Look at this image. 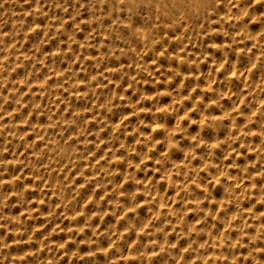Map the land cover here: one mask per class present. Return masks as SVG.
I'll list each match as a JSON object with an SVG mask.
<instances>
[{
  "label": "rangeland",
  "instance_id": "obj_1",
  "mask_svg": "<svg viewBox=\"0 0 264 264\" xmlns=\"http://www.w3.org/2000/svg\"><path fill=\"white\" fill-rule=\"evenodd\" d=\"M119 1L120 0H100V2H97V0H56V1L55 0H15V2H13V3L4 4L2 7L4 9L0 8V13L3 14L2 20L0 19V29H1L0 30V40L3 39L2 43H0V53L1 52L3 53V54L1 53L2 55L0 54L1 55L0 56V69H1L0 70V83L2 82L0 84V104L3 105V110L0 111V117H2V119H0V126H3L2 131H0V149H4V151H5V152L3 151L2 154H0V160L7 162L6 164L0 165V173H3V175H0V180L5 181V183L3 185H0V203H3V207H2V209H0V211L2 212L3 216L5 217V219L0 221V223L11 225L12 227H10V228H12V229H14V227L16 228L17 226L27 228L29 233H31L34 228L38 229L37 231L34 232L35 234H33L31 236L32 237L31 239L29 238V235H27V234L24 235L23 237H16L17 239L22 238L26 241H28V240L30 241L28 243L21 245V247L18 246V248L21 251H29L30 250V251L37 253L38 258L37 257L34 258L31 256L28 257L29 260L33 261V264H43V261H44V264H47V263L49 264V262H50V264H73V263L76 264V262H77V264H81L83 261L85 263L83 262L82 264H86V263H88V264H113V261H115L116 264H120V263L122 264L123 261H124L123 264H129V263L138 264V262H139V264H140V262H141V264H143V263L144 264H152V262H153V264H159L161 262V260H162L161 264H163V263L164 264H179L180 262H181L180 264H184L185 262H186L185 264H200V262L203 260H205V261L201 262V264H203L205 262H206L205 264H211V263L212 264H221V263L222 264H254L255 263L254 258L259 259L260 261L264 262V251H261L263 253L252 251V249H254V248L264 249V243H263L264 242V211H263L264 207L262 206V204L264 205V203H263L264 200H262L264 198H261L262 196H264V193H261L262 189H264V176L258 177L256 175L257 171H263L264 170V167H263V165H264L263 164L264 163V152L261 151V145H262V149H264V144L261 143L262 140H264V139H262L263 137L261 135L259 136V134L251 136L248 139V137H244L241 133H240L241 135L239 133H235L236 135H238V134L240 135V136L239 135L238 136L240 137V140H244V144L242 145L237 140L234 143V147L239 149L240 155H237L236 153H232L230 156H228L229 158H227V156H226V157H224L225 160L222 159L220 161L221 163L223 162V164L225 163V165L229 166L228 167L229 172L227 171V173H222L221 174L222 178L218 182L208 183L209 179L214 180L217 169L216 168L209 169L206 166H204V167L202 166L203 161L199 157L204 151L207 150L204 147L201 146V147H199L200 149L196 148V150H194L193 153L191 151H186V152L184 151L183 152L184 159L181 158L177 161L175 166H179V168L182 167L180 169L181 172H184V170L187 171L188 169L185 168V164L181 165L180 163H182V162L186 163V161L189 159H190L191 167L193 166L192 169H194V170L199 169V172H201V173L198 174V180H199V182H201L202 187L204 184H207V187L211 192V200L213 201L215 199L214 200L215 205H213V202H209L208 199H205L206 202L204 200V203H201L199 205H197L195 203H193V204L189 203L188 205L185 206L183 199H191V196L188 195V192L199 193V195L201 197H203L205 195V193L202 191V187L197 188L196 182H191L192 184L190 183V188L186 192L185 191L182 192L179 189L180 188L179 184H182L181 182H183L182 176L172 175L169 177H164L161 175V173L159 171H158L159 174L157 173V171H153V169H155L157 167L159 168V165L156 167L158 162L156 164V163H152V160H148L145 164V166H146L145 168L147 170L149 168L151 169V171H150V169L148 170L149 173L147 171L148 174L145 173L143 170H136V169L132 170L136 173V177H138V179H140V180L145 179L143 176L147 175V178H149L148 185H134L129 180L128 182L123 183V186L119 189V191L120 192L130 191L135 186L136 187L139 186L140 188H145V187L151 188L153 185H155L157 187L155 190L156 191L159 190V192H161L159 194V196L155 197L156 192L154 189H153V191L155 193L153 195H155V196L145 195V193L142 191H141L142 193L139 192L136 196V200L141 206L136 212L132 213V211H130L129 213H127V216L124 214H121V212L124 213L123 212L124 209L116 208L114 206V202L117 201L118 199H119L118 201L121 204H126L127 198L125 196L118 197L116 190H114L113 184L108 183L107 180L105 179V177L103 175V170L107 167H111L112 169L119 168L121 170V172H123L125 169V165L122 163H116V162H113L111 164V166L108 164V160H109V158L112 157L113 153L110 150L112 145H110L107 141L111 139L112 135L114 134V131H116V130H114L111 127H108L107 130H104L103 124L101 122H99L98 119L95 118L96 116L97 117H100V116L109 117L111 115L110 113H107L103 107H100V105L103 104L104 99L107 96L118 95L120 97H127L128 99L114 100L115 104L121 105L120 108L114 109V111H122V112L130 113L133 111V109H131L132 107H127L126 105H128L129 100H137V101L139 100V97L141 95L140 90H144V91H148V92H155L157 90L163 91L167 87H168L167 89H174V90L178 89L182 92V94L184 96H186V97L191 96L192 97V99L185 100L183 106L177 105V108L179 109V114L182 115L186 109H190V108L195 106L193 104L194 99H198L201 95H203L205 98V101H207L209 99V97H211L213 95L211 91H202L201 89H197L195 91V93L190 91V89L195 84H197V83L200 84L201 88H203V89L216 88V87H217V89H219V88L225 89V83L230 80V83H232L231 84L232 90H233V92L236 93V95L233 96L232 101L225 99L223 101V103L225 104V103L229 102L227 104H228V106H231V104L233 102L238 101L239 106H240L239 112H242V113L245 112V113L243 116H239L236 113H234V115L238 116V118L236 120V124L240 128H242V130H243L242 132H244V131L247 132L249 130L253 131L255 128V130L256 129L257 130L256 131L254 130L253 132L258 133V131L259 132L261 131L260 127H258V126H261V123H264V104L260 103L261 101H264V87L261 86V84H260L261 79L264 78V61L261 62V64L258 66L257 69H254L249 73L248 68L251 66L252 58H254V56H246L242 52L239 53L240 51H236L232 48H227V49L221 50L218 48L209 47V45H211L213 43H217V44L226 43V42L230 43V40H226V38L224 36L220 35L218 32L209 34L208 30L210 28L211 29H219L221 27L220 24H212V25L205 24L204 28L201 29V31L199 32L198 35L194 34V33L190 34L189 30L183 31V29L178 25L175 26V28L169 27V24L171 22L167 16H164V17L160 16V17L156 18V16L151 13V9L148 8L149 6H147L146 0H136V1L135 0H125L126 2L124 0H121L122 2L121 1L119 2ZM242 1H243L242 2L243 6L249 2V0H246V1L242 0ZM100 3L102 5H99ZM117 3H120V5ZM97 5H99V6H97ZM139 5H142V6H139ZM146 6H147V8H146ZM68 7H69V9H67ZM119 9H121V10H119ZM143 9H145V10H143ZM147 9L148 10L150 9V10L148 11ZM110 12H111V16H108ZM106 13H107V15H106ZM81 14H82V16H81ZM24 17H26V18H24ZM144 17H147V18H144ZM7 19H8V21H6ZM156 19H157V21H156ZM212 19L215 20V19H217V17L213 16ZM46 20H48V21L50 20V21L48 22ZM123 20H125V21H123ZM153 20H154V22H153ZM10 21H11V23H10ZM69 21H71V22H69ZM94 21H95V24H94ZM80 22H82V23H80ZM89 22H90V24H89ZM129 23L133 24V25H129ZM120 24H122V25H120ZM155 25H158V26H155ZM159 25H160V27H159ZM135 27L137 30H135ZM224 27L227 28L228 25L225 24ZM114 28H116V29H114ZM101 29H102V31H100ZM149 29H151L153 36L156 38V42L149 44L148 50L149 49L150 50L149 51L147 50V52H146L147 54H145L142 57V59L139 61V63H137L136 58H137L138 53H140L141 51L142 52L145 51L146 40L143 39L142 37H144V33L146 31H148ZM104 30H105V32H103ZM134 30L137 31V34H138L137 36H136ZM55 31H57V32L55 33ZM67 31H68V33H67ZM104 33H105V38H103ZM118 33H119V35H118ZM8 36H10V37L8 38ZM178 36H180V37H178ZM137 37H138V39H137ZM161 37H163V38L161 39ZM4 38H7V39H4ZM214 38H215V40H214ZM68 39H69V41H67ZM106 39H107V41H106ZM130 39H132V40L130 41ZM134 39H137V42L139 45L136 44L137 42H136V40L134 41ZM141 39L143 42L141 41V43H140ZM166 39H168V40L166 41ZM223 39H225V40H223ZM261 39L264 40L263 37ZM4 40H6V41H4ZM91 40H92V42H91ZM170 40L172 41L171 43H170ZM51 41H53V42H51ZM77 43H79V44H77ZM171 44H172V46H171ZM80 46H81V48H80ZM86 47L88 50L86 49ZM139 47H140V49H139ZM236 47H238L240 49H243L245 47L250 48L251 43L248 42V45L247 44H240ZM18 49H20V50H18ZM32 49H34V50H32ZM120 49H123L124 51H120ZM107 50L109 52H107ZM71 51L74 52V54ZM221 51H223V52H221ZM29 52H31V53H29ZM54 53H57V54H54ZM66 53H67V55H66ZM253 53H255V50H253ZM47 54H49V57L43 58V56H46ZM50 54H52V55H50ZM80 54H81V56H80ZM148 54H149V56H148ZM233 54L234 55L236 54L235 56L238 58H236ZM54 55L56 57H54ZM76 56H77V58H76ZM36 57H38V59ZM177 57H179L180 59L178 60ZM232 57H233V59H232ZM234 57H235V62H233ZM248 57H249V59H248ZM29 58H31L32 60ZM45 58H47V59H45ZM6 59H8V60H6ZM26 59H28V60H26ZM41 59H42V61H41ZM63 59H65V60H63ZM148 59H149V61H148ZM185 59H187L186 61H197V63L191 64V66H190L187 62H185ZM217 59H218V61H217ZM225 59H227L228 62L220 67L221 62L224 61ZM204 60H205V62H204ZM249 60H250V62H249ZM53 62L55 63L54 66L52 65ZM152 62H153V64H152ZM30 63H31V65H30ZM141 63L147 65L146 71L142 70L139 67V64H141ZM234 63L236 65H234ZM49 65H50V67H49ZM55 65H56V68H55ZM73 65H75V66H73ZM198 65H199V68H198ZM233 65L235 66V72H234V70L231 69V68L234 69ZM27 66H28V71H27ZM43 66L46 68H43ZM238 66H240V67L238 68ZM30 67L32 69H30ZM217 67H218V69H217ZM67 68H69V70ZM73 68H74V70H73ZM109 68H122L123 74L121 72H108ZM170 68L171 69L172 68L173 69H179V71L185 75H189V74L197 75L199 73H203V75H204L206 73L205 74L206 76H204L205 78L208 77L209 72H211L213 74V77L211 76L208 78L214 79L216 81V83L209 86L208 78L205 79L202 75L199 81L194 80V79H188L187 81H185V83L181 89L182 77L176 76L175 79L169 80V82L166 85L164 83L165 79H167V77L174 75V73L169 70ZM2 70H4V72H2ZM17 70L19 71V73ZM50 70L51 71L53 70V72L52 73L49 72ZM71 70H72L73 75L70 74ZM229 70H231V71H229ZM22 71L24 74L26 72L27 73L25 75H23ZM243 71H244V73H243ZM246 71H248V72H246ZM207 72H208V74H207ZM231 72H233V76L231 75L232 77L230 76ZM237 72H239V73H237ZM66 73H68V75ZM100 73H103V75H99ZM240 73H243L244 75H240ZM245 73L248 74L247 77L245 76L246 75ZM254 73H257V74L259 73V74L257 75ZM250 74H252V75H250ZM54 75H55V78H53ZM57 75H58V77H57ZM7 76H9L10 78ZM237 76H239V79H237ZM243 76L246 77L245 78L246 80H244ZM258 76L260 78H257ZM101 77H102V79H101ZM133 77H136V79L134 80ZM38 78H40V79L42 78L41 81H39L40 79H38ZM96 78H98V80H96ZM248 78L250 79V81ZM18 80H19V82H18ZM89 80L92 81V88H89L87 85V82ZM255 80H256V82H255ZM7 81H8V83H7ZM77 81H80V83H77ZM112 81L115 82L116 84L113 83ZM137 81H142V82L137 83ZM24 82H27V83H24ZM242 82H243V84H242ZM244 82H245V85H244ZM17 83H18V85H17ZM81 83H83V84H81ZM237 83L238 84L240 83L239 84L240 87L238 86ZM15 84L17 85V87ZM22 84H24L25 86ZM38 84H40L41 86H39ZM54 84H55V86H54ZM257 84H259V85H257ZM77 85L79 88L77 87ZM100 85H103V86L101 87ZM249 85H251V86H249ZM19 86H20V88H19ZM30 86H32V88ZM254 86H255V88L252 89V87H254ZM44 87H46V88H44ZM28 88L31 90V92H32L31 94L29 93L30 90ZM40 88L41 89L44 88V89L41 90ZM103 88H105V89H103ZM19 89H20V91H19ZM76 89H77V91H76ZM93 89H94V92H93ZM12 91H15L14 95H13ZM39 91H41V92H39ZM77 92H79V93H86L87 92V93H89V95L86 97H82V96L76 95ZM245 92H246V94H243ZM53 93H55V94L53 95ZM237 93H239V94L237 95ZM49 94H51V96ZM32 95H33V97H32ZM70 95H72V96H70ZM241 96H243L244 98H241ZM53 97L55 99H53ZM253 97H254V99H253ZM174 98L175 97L159 96L157 99L162 104H167V103H171V101ZM240 98L242 101L240 100ZM235 99H236V101H235ZM238 99L240 100V102ZM256 99L259 102V104H257L258 102L256 101ZM6 100H7V102H6ZM191 100H192V102H191ZM54 101H55V103H54ZM17 102H19V103H17ZM46 102H48V104ZM255 102H257V103H255ZM20 103H21V105H20ZM30 103H32V105ZM186 103H188V104H186ZM245 103L247 105H245ZM9 104H11V105H9ZM28 104H30V105H28ZM55 104H57V105H55ZM227 104H225V105H227ZM22 105H23V107H22ZM85 105L90 107L92 109V111L83 112L82 115H81V113H77V115H75V116L73 115L74 109H81ZM256 105L259 107L257 108ZM49 106L52 109V111L49 108ZM141 106L153 107V106H155V102L150 101V100H144L142 102ZM188 106H190V107H188ZM246 106H249L250 108L246 107ZM33 107H35V108H33ZM45 107H47V110ZM36 108H38V110ZM44 108H45V111L43 110ZM251 108H255L256 112L253 111L254 109L252 110ZM57 110H59V111H57ZM21 111H23L24 113ZM212 111L215 112L217 115L221 114L219 109L214 108V109H212ZM252 111H253V113H252ZM20 112H21V114H20ZM26 112H27V114H26ZM250 113H252V114L250 115ZM56 114H57V116H56ZM170 114L171 113H169V114L168 113H160V116L165 121H167L169 119L175 120L176 123H178V124L180 123V125L183 127L189 126L188 127L189 130L198 127V126H196L195 123L192 122L191 119L180 120L177 118V113L173 112L171 115ZM45 115H47L46 118H45ZM143 115L146 118H149V119L151 118L150 116H148V114H143ZM192 115H193V118H198L196 116L195 112H192L191 116ZM249 115H250V117L252 116L250 118L252 120L249 119ZM253 115H255V117ZM22 116H23V119H22ZM260 116L263 118V120H262V118H260ZM53 117H55V118H53ZM241 117H242V119H241ZM245 118H247L246 119L247 123L245 122L246 121ZM74 119L75 120L87 119L88 121L90 120L88 125L86 126L87 129L91 133V135L87 136V139L92 141L91 144L87 145V148L90 151V155L88 156V159L86 161H79L75 166L71 165L70 163H69V165H68V163H65L64 166H61L60 163L58 162V158H56V149L58 146H60V145H64V146L73 145V146H78L81 149L84 148V145L82 143H80V141H82L85 138L84 134L80 133V135L77 136L76 132H78L79 130L75 129L74 125H72L71 127L69 126V124L71 125V122ZM135 120H136V117L131 118L132 123H134ZM54 121H57V123L56 124L53 123ZM59 121L66 122L63 126V128H64L63 131H61V125H60ZM249 121H251V124ZM27 122H28V125H27ZM113 122H115L114 117L111 118L109 123H113ZM17 123L18 124L20 123V124L18 125ZM25 123H26V125H25ZM224 123H227V121H225ZM244 123L246 125L248 123L249 124L247 125V127L244 128V126H243ZM37 125H39V127H37ZM42 126H43V128H42ZM47 126H50V128L48 127L49 128L48 129ZM193 126H194V128H193ZM40 128H42V129H40ZM43 129H44V131H43ZM16 130H17V132H16ZM98 130H99V134H100L99 136H97V134H96ZM21 131L24 133H22ZM53 131L54 132L56 131V132L54 133ZM129 131H132V129L129 128ZM35 132H36V134H33ZM14 133L17 135H15ZM177 133H178V135H177ZM62 135H64V136H62ZM153 135L159 137L161 135V133L155 132V133H153ZM175 135H176L177 139H180L181 135H183V134H181V133L179 134V131H176ZM40 138H41V140H40ZM171 138L173 139L172 135H169L168 136L169 143H168L166 149H165L164 144H161V147H159L160 144L156 145V147H155L156 152L154 151L152 153V155L153 156H157V155L159 156L162 149H164L165 151H168V152H174L175 151L176 154L179 152L177 154V155H179L180 151L184 145H187V144H193L194 145L196 143L195 140L190 141L186 137L181 141V145L178 146V145H175L171 142L172 141ZM126 139L128 141H131L132 137H127ZM185 139H187V140H185ZM98 141H101L99 143V146H97ZM252 142H253V144H252ZM249 143H251L255 149H258V150H253V154L251 153L252 149L247 148V145ZM163 145H164V147H163ZM180 146H181V148H180ZM115 147L119 148V144H116ZM210 147L215 148V154L214 155L216 157L223 155L222 153H220L219 148H217L214 144L211 145ZM29 148H31V149H29ZM245 149H246V151H245ZM64 151H65V148H62L61 153H63ZM249 151H251V152H249ZM187 153H189V154H187ZM190 153H192V154H190ZM122 154H123L122 149L120 151H118L117 154L115 153V155H117V156L122 155ZM197 154H199V155H197ZM255 154H257V156H255ZM250 155H252V156H250ZM185 156H186V158H185ZM215 156H213L214 161L216 159ZM240 164H241V166H240ZM248 164H249V167H248ZM251 164H255V167H252V166L250 167ZM94 167H96V168H94ZM201 167H203V168H201ZM230 167L232 169H230ZM235 167H236V170H235ZM239 167L241 170L244 168L243 170L245 171V173H244V171L242 170V179L245 181V182H243V180H242L241 181L242 183H240V181H239V180H241V178H240L241 177L240 176L241 171L239 170ZM142 168H144V165L142 166ZM245 168H246V170H245ZM70 170H72V171H70ZM213 170H215V171L213 172ZM247 171L250 172V175L248 174ZM139 172H140V174H139ZM191 172H189V173H191V174H189L190 178L188 177L189 180L193 176L197 175L196 171H191ZM57 174H58V176H57ZM64 174H68V175H64ZM94 174L96 177L95 179L93 178ZM234 174L236 175L237 178L235 177ZM231 175H233L237 179V181H239V182H236V179H234L235 181L223 179V176H231ZM248 175L251 176V178ZM65 176H67L66 180H65ZM140 176H141V178H140ZM153 176H154V178H153ZM260 177L262 178V180ZM256 178L257 179L259 178V180H257ZM83 179H84V181H82ZM123 179H124V177H122L121 175H117L114 178L116 183H120ZM168 179H169V181H168ZM246 179H249V180H246ZM150 180H152V182ZM226 180L229 181L228 182L229 184L228 183L226 184ZM10 181H11V183H10ZM159 181H161V182H159ZM171 181H173V182L177 181L178 183L174 184ZM246 181H247V183H246ZM250 181L253 184L250 183ZM157 182H159L162 186ZM164 183H165V185H164ZM234 183H235V185H234L235 188H236V186H238L240 184L238 187H241V189H242L241 194H239L240 192H238V193L234 192L235 191V190H233L234 187H231V186H233ZM244 183L246 184L245 186H244ZM62 184L70 185L67 188V190L63 192L65 197L63 196V194L62 195L53 194V191H52L53 186L54 185L59 186ZM89 184L92 186H90ZM105 184L107 185L106 187L104 186ZM230 184H231V186H230ZM250 184L253 185L251 188L249 187ZM167 186H169V188L165 190V188H167ZM175 186H176V189H178L177 190L178 192L176 191V189H173V188H175ZM225 186L226 187L228 186V187L226 188ZM242 186L245 187V189L246 188L247 189L245 190ZM158 187L160 189H158ZM77 188H78V190H77ZM249 188L251 190H249ZM87 189H89V190H87ZM85 190H87V191H85ZM225 191H230V192H225ZM83 192H84V194H83ZM175 192H177V194ZM220 192H221V195H220L221 197L218 196L219 197L218 198L216 193H220ZM250 192H251V194H250L251 196L249 195ZM107 193H108V195H107ZM243 193L246 194V197H245V194L243 195ZM252 193L254 195H252ZM178 194L180 197L178 196ZM235 194H237V197L239 195L240 196L243 195V196L236 198ZM91 195H92V197H91ZM185 195H186V197H185ZM57 196H59V197H57ZM169 197H171L170 200H169ZM84 198H85V200H84ZM233 198H234V200H232ZM244 198L247 200L245 201ZM248 198H249V201H248ZM88 199H91V200L88 201ZM101 199H104V200L101 201ZM153 199H155V200H153ZM172 199H173V201H172ZM242 199H243V201H241ZM259 199H261V200H259ZM120 200H122V201H120ZM161 200H163V202H161ZM217 200H218V202H217ZM225 200L234 201V202L228 203L229 205L228 204L223 205L222 202ZM237 200L239 201L238 203H237ZM86 201H88V202H86ZM148 201H152V202L148 204ZM167 201H168L169 205H168V203H166L167 204V207H166L165 202H167ZM170 201L173 202L171 204V208H170V203H171ZM176 201H177V203H176ZM181 201H182V203H181ZM261 201H262V204H261ZM38 202H40V203H38ZM208 202H209V206H208ZM83 203H85V205H83ZM111 203H112V205H111ZM205 203L207 205H205ZM216 203L219 205H217ZM249 203H250V205H249ZM176 204H177V206H176ZM210 204H212V205H210ZM240 204H241V206H240ZM256 204L257 205L260 204V205L257 206ZM154 205H156V207ZM181 205H182V208H181ZM203 205H204V209L206 208L204 212L200 211V209H203L202 208ZM246 205L248 206L247 208H245ZM197 206H199V207H197ZM222 206H223V208H222ZM173 207H176V208L174 209ZM237 207H240V208H237ZM161 208H164L165 210L164 209L162 210ZM220 208H222V209H220ZM233 208H235V209L233 210ZM251 208H254L253 211L255 214L252 213L253 211ZM82 209H83V211H82ZM176 209L179 211L185 212V215L183 216L184 219L181 216L182 212L179 213ZM197 209H198V211H197ZM208 209H209V212L206 213V211ZM212 209H213V211H211ZM225 209H227V210H225ZM248 209L249 210L251 209V211H249ZM55 210H57V211H55ZM190 210H192V211H190ZM222 210H223V212H222ZM228 210H229V212H228ZM246 210H247V212H245ZM160 211H161V213H160ZM163 211L166 213H164ZM210 211H211V213H210ZM234 211H236V212H234ZM113 212H115V215H112V214L102 215V213H113ZM172 212H173V216H172ZM184 212H183V214H184ZM191 212H193V214ZM215 212H216V215L213 216L212 213H215ZM219 212L221 215L219 214ZM230 212H232V213H230ZM239 212L240 213L243 212L241 214L242 218L240 217ZM19 213H21V214H19ZM56 213L57 214L59 213V214L57 215ZM62 213H64V215H62ZM78 213H80V214H78ZM199 213L201 215V216L199 215L201 218L198 216ZM51 214H53V215H51ZM168 214H169V217L166 218L168 216ZM228 214H229V216H228ZM235 214H237V215H235ZM251 214L254 217H252ZM72 215H73V217H75L74 220L72 218ZM100 215H102L103 217H101ZM193 215L195 217H193ZM18 216L20 217V222L17 219ZM157 216L158 217L161 216V217L157 218ZM187 216H189L190 219ZM215 216H216V218H215ZM236 216L238 217V219ZM46 217H47V219H46ZM119 217L122 219H119ZM172 217H174V218H172ZM176 217H178V218L176 219ZM186 217H187V220H186ZM217 217H219V218H217ZM233 217H235V218L233 219ZM259 217H260V219H258ZM13 218H15V219H13ZM57 218H58V220H57ZM135 218H136V220H135ZM153 218H155V219L153 220ZM179 218H180L181 222H180ZM202 218L204 219L203 221L205 223H203L201 221ZM245 218H247V219H245ZM9 219H10V222H9ZM59 219H60V221H59ZM116 219H117V221H116ZM205 219L206 220L208 219L207 222L205 221ZM221 219H222V221H221ZM223 219H224L225 223L223 222ZM244 219H245V221H243ZM131 220L132 221L135 220L136 228H139L141 225H143L144 227L146 226L145 228L143 227L144 231L138 232V231H136V228H134L132 233H131V231H130V233H129V231H125L126 228H128L129 226L132 225L133 222ZM178 220H179V222H178ZM182 220H184V221H182ZM229 220H230V223H229ZM44 221H46V222H44ZM88 221L89 222L91 221L90 222L91 226L97 228L98 230H100L102 228L101 231L100 232L98 231L99 233L93 232L91 230V228L86 227V225L89 224ZM156 221H158V222H156ZM233 221H235V222L233 223ZM80 222L83 224H81ZM100 222H102L101 225H100ZM117 222H119V223H117ZM146 222H150V223H146ZM161 222H162L161 227L163 229L166 228L165 231H166L167 235L164 234L165 233L164 230H163L164 233H163V231H157L156 232L157 236L156 235H154V236L149 235V233L153 232L152 230L160 228ZM196 222H201V223H196ZM213 222H214V224H213ZM243 222L244 223L246 222V223L244 224ZM145 223H146V225H145ZM152 223H153V225H152ZM155 223L156 224L158 223L157 227H156ZM178 223H181V225ZM206 223H207V225H209V223L212 225L207 226ZM252 223L254 225H252ZM15 224H17V226ZM78 224H79V226H78ZM175 224H176V227H175ZM186 224H187V226H186ZM190 224H192L191 225L192 227H189ZM203 224H205V225L203 226ZM224 224H225V226L228 225L229 227L226 226L227 227L226 228L225 226H223ZM235 224H236V226H235ZM59 225H61L60 228H59ZM197 225H200V226H197ZM218 225H219V227H218ZM247 225H249L248 226L249 228L245 227ZM56 226H58V227H56ZM62 226H63V228H62ZM104 226H105V228H103ZM114 226H115V228H114ZM147 226L150 227L149 230H148ZM193 226H194L195 230H192ZM195 226L198 227L199 229L196 228ZM206 226L208 227V230H207ZM252 226H254V227H252ZM64 227H65V229H64ZM223 227L226 228V230L229 228L228 229L229 231L228 230L226 231L225 229H223ZM241 227H243L244 229H242ZM109 228H111V229H109ZM235 228H236V230H235ZM76 229H83V231L80 233ZM113 229H115L116 234L110 233V232H112L111 230H113ZM214 229L216 232L213 231ZM230 229H231V231H230ZM221 230H222V232L220 233ZM223 230H224V234L227 237L225 235H223ZM6 231H8V230H6L4 228H0V232H1L0 236L5 235ZM71 231L73 234L71 233ZM171 231H174V233ZM182 231H183V233H182ZM241 231H242V233H241ZM193 232H194V234H193ZM52 233H53V236H52ZM121 233H123V234H121ZM190 233L192 234V236ZM219 233L222 235H220ZM229 233H230V235H229ZM76 234L77 235L79 234V236H77ZM117 234H118V236H117ZM197 234H198V236H197ZM8 235L9 236H7V240L10 242L13 240L14 237L11 234H8ZM67 235H69V237ZM75 235L77 237H75ZM91 235H93V236H91ZM99 235H101V236H99ZM123 235H125V236H123ZM148 235H149V237H148ZM160 235H161V237L166 236L165 237L166 240L164 241L163 238H160ZM170 235H171V238H169ZM217 235H218V237H217ZM61 236H63V237H61ZM83 236H85V238ZM110 236L112 237V239ZM219 236H220L221 240H220ZM224 236L227 239H225ZM230 236H231V238H230ZM241 236H242V238H240ZM92 237H94V238H92ZM97 237H99V238L97 239ZM151 237L153 238V240L157 241V243L155 245L153 244V246H152V243L150 242V241H153ZM172 237H173V239H172ZM198 237H199V239H198ZM216 237H217V239H216ZM252 237H256L255 241L256 240L257 241L255 242L254 240H251ZM140 238H142V239H140ZM179 238L181 240H179ZM187 238L191 242L188 241ZM202 238H203V240H202ZM207 238L209 239V241ZM89 239L96 240L97 244L95 243L96 245L94 244V246H91L93 244H90V246H89L88 245L89 243L86 242ZM137 239L140 240L139 246L137 244L135 245L136 247L132 246L133 242L136 241ZM160 239L162 241H160ZM200 239H201V242H200ZM228 239H230V240L233 239V241L230 242V240H228ZM241 239H242V242H239V241H241ZM59 240L61 242H59ZM102 240H104V241H102ZM171 240H173V241H171ZM212 240H213V243H212ZM259 240H261V241H259ZM74 241H75V243H74ZM114 241L116 242L115 245H113ZM175 241L176 242L178 241V242L176 243V246L174 247ZM215 241H217V242H215ZM43 242H44V244H43ZM168 242H169V244L173 245V247L175 249L173 247L170 248L171 250L168 249V247H167ZM192 242H193V245H192ZM204 242L206 245L203 244ZM244 242H245V245H244ZM54 243H55V245H54ZM57 243H59V244H57ZM73 243H74V245H73ZM178 243H179V245H178ZM214 243H216V246ZM238 243L240 244V246H238ZM80 244H81V246H80ZM140 244L149 245V247H147V248H149V250L147 249V252L149 254H151L153 252H157V253H159V255H157V256L153 255V256H150L149 258L148 257L142 258V256H141L139 258L137 255V249L140 248L141 251L142 250L144 251V248L142 247L143 245L141 246ZM180 244H181V246H180ZM219 244H220L219 247H221L220 248L221 250L217 248ZM234 244H236L237 246ZM53 245L55 247H53ZM160 245H165L164 251H161ZM230 245L232 246V248ZM64 246H65V248H64ZM154 246H155V248H156V246H157V248L158 247L159 248L155 249ZM199 246H201V247H199ZM210 246H212V247H210ZM234 246H235V248H234ZM79 247H81V248H79ZM114 247H115V251H114ZM132 247H134V248H132ZM190 247H192V248H190ZM206 247L208 250L206 249ZM213 247L216 249H214ZM60 248H61V250H59ZM76 248L78 250L79 249L80 250L78 251ZM99 248L100 249H110V248L112 249L113 248L112 249L113 253H111V252L109 253L108 251H106V252L102 251L101 252V250ZM111 249H110V251H111ZM198 249H200V250H198ZM205 249H206V251H205ZM16 250H17V248L13 249V251H16ZM126 250H128L127 254H126ZM129 250H130V252H129ZM62 251H63V253H62ZM117 251H118V254H116ZM185 251H186V253H185ZM208 251H210V252L208 253ZM87 252H89V253H87ZM96 252L100 255H98ZM214 252H216V253H214ZM218 252H219V254H218ZM101 253L103 255H101ZM124 253H125V255H124ZM162 253H164V254L162 255ZM189 253H190V255H189ZM191 253H193L194 255ZM199 253L200 254L202 253V254L200 255ZM88 254H90L92 256L89 255L90 256L89 257V256H87ZM94 254H96V255H94ZM106 254H107V257L105 256ZM178 254L180 256L182 255V257L180 258V256ZM112 255H114V256H112ZM126 255H127V257H126ZM215 255L216 256L218 255V256L216 257ZM94 256L96 258H94ZM122 256H123V258H121ZM160 256H162V258ZM190 256H193V258ZM245 256H247V257L249 256V258H251V259H249L247 257L245 258ZM88 257L90 259H87ZM108 257H110L111 259ZM128 257H130V259ZM152 257H154V258H152ZM195 257L198 258L197 259L198 261L196 260ZM203 257H205L206 259L205 258L203 259ZM219 257H221L222 261L219 259ZM227 257H228V260H227ZM229 257H230V259H229ZM72 258L74 260L77 258L78 259L74 261ZM159 258H160V260H159ZM171 258H172V260H171ZM59 259H61V260H59ZM127 259H128V261H127ZM236 259L239 262L236 261ZM72 260H73V262H72ZM129 260H130V262H129ZM179 260H181V261H179ZM184 260H185V262H184ZM192 260H194V261H192ZM209 260L211 263L209 262ZM213 260H214V262H213ZM79 261H80V263H78ZM167 261H168V263H167ZM70 262H72V263H70ZM20 264H24V262H20Z\"/></svg>",
  "mask_w": 264,
  "mask_h": 264
},
{
  "label": "clouds",
  "instance_id": "obj_2",
  "mask_svg": "<svg viewBox=\"0 0 264 264\" xmlns=\"http://www.w3.org/2000/svg\"><path fill=\"white\" fill-rule=\"evenodd\" d=\"M15 0H0V8L3 7L4 4L13 3ZM100 2V0H97ZM147 5L151 9V13L157 17L167 16L170 20L169 27L180 26L183 30H189L190 34H199L201 29L204 28L205 24H220L221 27L219 29H209V34L218 32L220 35L224 36L226 40H230V43H213L209 45L212 48L218 49H227L232 48L236 51L242 52L246 56H254L252 58L251 66L248 68L249 73L257 69L258 66L264 61V40L261 38L264 37V0H249V2L242 6V0H146ZM259 6V7H258ZM7 11V10H6ZM3 14L0 13V19H2ZM215 16L217 19L213 20L212 17ZM227 24L228 27L225 28L224 25ZM143 39L146 40L145 43V51L138 53L136 61L142 59V57L146 54L149 44L155 43L156 38L153 36L151 29L144 33ZM163 37H161L162 39ZM251 42V47H245L240 49L236 46L240 44H247ZM2 43V40H0ZM255 50V53H253ZM120 51H124L120 49ZM177 59H180L177 57ZM189 65L196 64L197 61H186ZM228 61L225 59L221 62V66L226 64ZM139 67L142 70H147V65L139 64ZM174 73L173 76L167 77L164 83L167 84L169 80L175 79L176 76H181V88L183 87L185 81L188 79H194L199 81L203 73H199L197 75H185L179 71V69H169ZM109 72H121L122 68H109ZM235 71V69H234ZM123 74V73H122ZM99 75H103L100 73ZM243 75V73H240ZM212 76V73L209 72V77ZM135 80L136 77H133ZM239 79V76H237ZM142 81H137V83H141ZM80 83V81H77ZM209 85L215 84L216 81L209 78ZM261 86H264V78L261 79ZM89 88H92V81L89 80L87 82ZM101 87L103 85H100ZM250 86V85H249ZM197 89H201L202 91H211L213 95L209 97L207 101L203 95H201L198 99L193 100L194 107L190 109H186L185 112L180 115L179 109L177 105L183 106L184 101L187 99H192L190 96H184L180 90L174 89H164L163 91L157 90L155 92H148L144 90L141 91V95L139 100H129L127 107H132L133 111L130 113L122 112V111H114V109L120 108L121 105H117L114 103V100L118 99H128L127 97H120L118 95H109L104 99V102L100 107H103L107 113L111 115L109 117H95L99 120L104 126V129L107 130L108 127L115 129L116 131L112 135L111 139L107 142L112 145L111 151L113 153L112 157L109 158L108 164L111 165L113 162L122 163L125 165V169L123 172L119 168L112 169L111 167H107L103 170V175L108 183L113 184L114 190H116L118 196H125L127 198L126 204H121L118 200L114 202V206L116 208L124 209V215H127L129 211L136 212L140 208V204L136 200V196L139 192L143 191L145 195H153V189L156 187L153 185L151 188H140L134 187L130 191L120 192L119 189L123 186V183L128 182L129 180L134 185H147L148 179L147 175L145 179L140 180L136 177V173L132 171L143 170L147 173L146 168H142L144 164L148 160H152L153 163H159V168L153 169V171H159L162 176H182L183 183L180 185L181 191H187L190 188L191 182H196L197 188H201V183L198 180L199 169H192L190 164V159L186 161L185 168L187 171L181 172L179 167H176V163L179 159L183 158L184 151L194 152L196 148L203 146L206 151H204L200 155V159L203 161L202 166H206L207 168H216L217 172L215 174L214 180L209 179L208 183L218 182L222 176L221 173H227L228 166L221 163L220 161L226 157L230 156L232 153H236L240 155L239 149L234 147V143L239 140V142L243 145L244 140H240V137L235 133H241L244 137H251L254 135H261L264 137V123H261V131L259 133L253 132L249 130L247 132H242L241 128L236 124V120L239 116H243L244 113L239 112V103L233 102L231 106L225 105L223 101L228 99L232 101L233 96L236 95L232 90V86L230 81L225 83V89H217V88H209L203 89L200 84H195L190 91L195 92ZM94 92V89H93ZM76 95L86 97L89 93H79ZM159 96H169L175 97L171 103L162 104L157 98ZM241 98H244L241 96ZM144 100H150L155 102V106L147 107L141 106ZM264 104V101H261ZM219 109L220 115H217L212 109ZM3 110V105L0 104V111ZM92 111L90 107L85 105L81 109H74L73 115L75 116L77 113H83ZM177 113V118L180 120L183 119H191L193 123L198 125L197 128L189 130L188 127H183L175 122V120H163L160 116V113ZM195 112L198 118H193L191 113ZM143 114H148L151 118H146ZM115 118V122L109 123L111 118ZM136 117L134 123L131 122V118ZM2 119V117H0ZM227 121V123H224ZM127 122V123H126ZM53 123H57L54 121ZM61 125V131L64 130L63 125L66 123L64 121H59ZM89 121L85 120H73L71 125L75 126V129L79 131L76 132V135L79 136L80 133L84 134V139L80 141L85 147L83 149L78 146L73 145H60L56 149V158H58V162L61 166H64L65 163H70L75 166L79 161H86L88 156L90 155V151L87 148V145L91 144L92 141L87 139L88 135H91L90 131L87 129V124ZM247 127V125H245ZM3 126H0V131H2ZM129 128L132 131H129ZM179 130V133H183L180 139L176 138V130ZM147 130V131H146ZM155 132H160L161 135L159 137L153 135ZM97 136H99V130L97 131ZM172 135V143L175 145H181V141L187 137L188 140H195L196 143L184 145L180 151V154L177 155L174 152H168L164 149L161 150L160 155L153 156L152 153L155 151L156 145L164 144L165 149L167 148L168 136ZM132 137L131 141H128L126 138ZM97 142V146L99 143ZM264 144V140L261 142ZM116 144H119V148L115 147ZM215 145L219 148L220 153L223 155L217 156L215 161L213 160V156L215 154V149L210 147L211 145ZM250 149L256 150L253 148L252 144L249 143L247 145ZM61 148H65V151L61 153ZM123 150L122 155H115L117 151ZM4 149H0V154ZM264 151V149H261ZM6 161L0 160V165L6 164ZM255 167V164L250 165ZM196 171L197 176H193L191 181L189 180V172ZM3 175V173H0ZM117 175H121L124 179L120 183H116L114 178ZM256 175L264 176V171H257ZM95 178V174L93 176ZM223 179L234 180L235 177L232 176H224ZM5 181L0 180V185H3ZM178 183L177 181L173 182ZM70 185L62 184L59 186L54 185L52 191L55 195H62L64 191ZM107 186L106 184L104 185ZM202 191L205 193L203 197L199 195V193H191L188 192V195L191 196V199H185L183 202L185 205L189 203H195L197 205L203 203L205 199H208L209 202L211 200V192L207 187V184H204L202 187ZM262 193H264V189H262ZM159 190L156 191L155 195L159 196ZM217 197L220 196V193H216ZM264 198V196H262ZM87 202V201H86ZM152 201H148L151 203ZM163 202V200H162ZM233 201L225 200L222 203L227 205L228 203ZM165 206H167L165 202ZM3 203H0V209H2ZM200 211H205V209H200ZM242 211V210H241ZM113 213H102V215H108ZM179 214V213H178ZM215 215V213H212ZM2 212H0V221L4 220ZM14 219V218H13ZM150 223V222H149ZM86 227L91 228L93 232H98L99 230L93 226H91L90 222L86 225ZM194 227V226H193ZM0 228H4L6 234L0 236V264H20V262H24V264H33L32 260H29L28 257H37V253L33 251H21L18 246L28 243L24 239H17L16 237H23L24 235H29V238L34 234L38 229H33L31 233L28 232L27 228L24 227H16L14 229L10 228V225L0 223ZM136 228V223L133 221L132 225L125 229V231H132ZM77 231H83V229H76ZM143 225L139 228H136V231H143ZM112 234H116L115 229L111 230ZM157 231H163V228L154 229L152 233L149 235H156ZM11 234L14 238L12 241L7 240V235ZM167 235V233H165ZM253 240L256 237H252ZM89 244L97 243L96 240L89 239L86 241ZM115 241L113 245H115ZM140 241L137 239L133 242L132 246L139 244ZM152 244H156L157 241H151ZM149 245H143L144 251H140L137 249L138 257H150L152 255H159L157 252H153L151 254L147 253V247ZM161 251L164 250L165 245H160ZM168 248L173 247L171 244H167ZM14 248H17L16 251H13ZM101 251H108V249H100ZM254 252L264 251V249L254 248L252 249ZM38 258V257H37ZM123 258V257H121ZM255 259V258H254ZM50 264V262H49ZM113 264H116L113 261ZM255 264H264V262L259 259H255Z\"/></svg>",
  "mask_w": 264,
  "mask_h": 264
},
{
  "label": "bare ground",
  "instance_id": "obj_3",
  "mask_svg": "<svg viewBox=\"0 0 264 264\" xmlns=\"http://www.w3.org/2000/svg\"><path fill=\"white\" fill-rule=\"evenodd\" d=\"M55 1H56V0H55ZM120 1H121V0H120ZM120 1H119V2H120ZM124 1H125V0H124ZM135 1H136V0H135ZM245 1H246V0H245ZM245 1H244V2H245ZM95 2H96V1H95ZM121 2H122V1H121ZM125 2H126V1H125ZM242 2H243V1H242ZM16 3H17V2H16ZM42 3H43V2H42ZM92 3H93V2H92ZM138 3H139V2H138ZM83 4H84V3H83ZM97 4H98V3H97ZM104 4H105V3H104ZM117 4L120 5V3H117ZM140 4H141V3H140ZM246 4H247V3H246ZM18 5H19V4H18ZM77 5H78V4H77ZM95 5H96V4H95ZM99 5H102V4L100 3ZM99 5H97V6H99ZM144 5H145V4H144ZM13 6H14V5H13ZM41 6H42V5H41ZM43 6H44V5H43ZM86 6H87V5H86ZM139 6H142V5H139ZM139 6H138V7H139ZM147 6H148V5H147ZM147 6H146V8H147ZM242 6H243V5H242ZM244 6H245V5H244ZM8 7H9V6H8ZM8 7H7V8H8ZM10 7H11V6H10ZM84 7H85V6H84ZM107 7H108V6H107ZM12 8H13V7H12ZM51 8H52V7H51ZM60 8H61V7H60ZM91 8H92V7H91ZM91 8H90V9H91ZM94 8H95V7H94ZM117 8H118V7H117ZM128 8H129V7H128ZM144 8H145V7H144ZM148 8H149V7H148ZM2 9H4V8H2ZM2 9H1V10H2ZM14 9H15V8H14ZM67 9H69V7H68ZM115 9H116V8H115ZM45 10H46V9H45ZM88 10H89V9H88ZM119 10H121V9H119ZM143 10H145V9H143ZM147 10H148V9H147ZM149 10H150V9H149ZM149 10H148V11H149ZM12 11H13V10H12ZM129 11H130V10H129ZM57 12H58V11H57ZM64 12H65V11H64ZM89 12H90V11H89ZM106 12H107V11H106ZM124 12H125V11H124ZM96 13H97V12H96ZM29 14H30V13H29ZM5 15H6V14H5ZM31 15H32V14H31ZM92 15H93V14H92ZM92 15H91V16H92ZM106 15H107V13H106ZM112 15H113V14H112ZM129 15H130V14H129ZM29 16H30V15H29ZM29 16H28V17H29ZM81 16H82V14H81ZM98 16H99V15H98ZM108 16H111V12L109 13ZM122 16H123V15H122ZM36 17H37V16H36ZM100 17H101V16H100ZM134 17H135V16H134ZM142 17H143V16H142ZM163 17H164V16H163ZM8 18H9V17H8ZM14 18H15V17H14ZM24 18H26V17H24ZM72 18H73V17H72ZM109 18H110V17H109ZM126 18H127V17H126ZM129 18H130V17H129ZM144 18H147V17H144ZM156 18H157V16H156ZM3 19H4V18H3ZM36 19H37V18H36ZM41 19H42V18H41ZM81 19H82V18H81ZM95 19H96V18H95ZM97 19H98V18H97ZM99 19H100V18H99ZM110 19H111V18H110ZM112 19H113V18H112ZM130 19H131V18H130ZM160 19H161V18H160ZM1 20H2V19H1ZM13 20H14V19H13ZM71 20H72V19H71ZM6 21H8V19H7ZM46 21H48V20H46ZM49 21H50V20H49ZM49 21H48V22H49ZM55 21H56V20H55ZM81 21H82V20H81ZM123 21H125V20H123ZM156 21H157V19H156ZM158 21H159V20H158ZM2 22H3V21H2ZM66 22H67V21H66ZM69 22H71V21H69ZM86 22H87V21H86ZM120 22H121V21H120ZM153 22H154V20H153ZM6 23H7V22H6ZM10 23H11V21H10ZM60 23H61V22H60ZM80 23H82V22H80ZM99 23H100V22H99ZM46 24H47V23H46ZM67 24H68V23H67ZM67 24H66V25H67ZM89 24H90V22H89ZM92 24H93V23H92ZM94 24H95V21H94ZM12 25H13V24H12ZM86 25H87V24H86ZM116 25H117V24H116ZM120 25H122V24H120ZM129 25H133V24H130V23H129ZM152 25H153V24H152ZM160 25H161V24H160ZM160 25H159V27H160ZM211 25H212V24H211ZM67 26H68V25H67ZM90 26H91V25H90ZM155 26H158V25H155ZM208 26H209V25H208ZM38 27H39V26H38ZM48 27H49V26H48ZM76 27H77V26H76ZM87 27H88V26H87ZM91 27H92V26H91ZM101 27H102V26H101ZM162 27H163V26H162ZM165 27H166V26H165ZM215 27H216V26H215ZM18 28H19V27H18ZM34 28H35V27H34ZM50 28H51V27H50ZM77 28H78V27H77ZM156 28H157V27H156ZM174 28H175V27H174ZM4 29H5V28H4ZM19 29H20V28H19ZM35 29H36V28H35ZM51 29H52V28H51ZM103 29H104V28H103ZM114 29H116V28H114ZM0 30H1V29H0ZM42 30H43V29H42ZM45 30H46V29H45ZM45 30H44V31H45ZM47 30H48V29H47ZM56 30H57V29H56ZM105 30H106V29H105ZM105 30H104L103 32H105ZM110 30H111V29H110ZM135 30H137L136 27H135ZM135 30H134V31H135ZM100 31H102V29H101ZM183 31H184V30H183ZM3 32H4V31H3ZM56 32H57V31H55V33H56ZM59 32H60V31H59ZM110 32H111V31H110ZM168 32H169V31H168ZM4 33H5V32H4ZM48 33H49V32H48ZM67 33H68V31H67ZM81 33H82V32H81ZM81 33H80V34H81ZM95 33H96V32H95ZM119 33H120V32H119ZM119 33H118V35H119ZM34 34H35V33H34ZM61 34H62V33H61ZM72 34H73V33H72ZM115 34H116V33H115ZM135 34H136V36L138 35V34H137V31H135ZM25 35H26V34H25ZM25 35H24V36H25ZM169 35H170V34H169ZM11 36H12V35H11ZM38 36H39V35H38ZM56 36H57V35H56ZM56 36H55V37H56ZM71 36H72V35H71ZM92 36H93V35H92ZM212 36H213V35H212ZM9 37H10V36H8V38H9ZM17 37H18V36H17ZM19 37H20V36H19ZM25 37H26V36H25ZM25 37H24V38H25ZM31 37H32V36H31ZM60 37H61V36H60ZM90 37H91V36H90ZM107 37H108V36H107ZM140 37H141V36H140ZM178 37H180V36H178ZM203 37H204V36H203ZM45 38H46V37H45ZM72 38H73V37H72ZM103 38H105V33H104V37H103ZM157 38H158V37H157ZM217 38H218V37H217ZM263 38H264V37H263ZM4 39H7V38H4ZM35 39H36V38H35ZM87 39H88V38H87ZM127 39H128V38H127ZM137 39H138V37H137ZM137 39H134V41L136 40V42H137ZM189 39H190V38H189ZM202 39H203V38H202ZM2 40H3V39H2ZM10 40H11V39H10ZM55 40H56V39H55ZM131 40H132V39H130V41H131ZM167 40H168V39H166V41H167ZM214 40H215V38H214ZM223 40H225V39H223ZM4 41H6V40H4ZM4 41H3V42H4ZM16 41H17V40H16ZM67 41H69V39H68ZM89 41H90V40H89ZM98 41H99V40H98ZM106 41H107V39H106ZM141 41H142V39L140 40V43H141ZM51 42H53V41H51ZM51 42H50V43H51ZM79 42H80V41H79ZM91 42H92V40H91ZM142 42H143V41H142ZM144 42H145V41H144ZM171 42H172V41L170 40V43H171ZM216 42H217V41H216ZM224 42H225V41H224ZM24 43H25V42H24ZM130 43H131V42H130ZM196 43H197V42H196ZM249 43H251V42H249ZM43 44H44V43H43ZM77 44H79V43H77ZM96 44H97V43H96ZM136 44H138V42H137ZM40 45H41V44H40ZM44 45H45V44H44ZM67 45H68V44H67ZM138 45H139V44H138ZM138 45H137V46H138ZM156 45H157V44H156ZM247 45H248V43H247ZM45 46H46V45H45ZM69 46H70V45H69ZM83 46H84V45H83ZM95 46H96V45H95ZM106 46H107V45H106ZM123 46H124V45H123ZM158 46H159V45H158ZM171 46H172V44H171ZM6 47H7V46H6ZM16 47H17V46H16ZM47 47H48V46H47ZM87 47H88V46H87ZM87 47H86V49H87ZM159 47H160V46H159ZM11 48H12V47H11ZM80 48H81V46H80ZM80 48H79V49H80ZM83 48H84V47H83ZM101 48H102V47H101ZM135 48H136V47H135ZM12 49H13V48H12ZM70 49H71V48H70ZM105 49H106V48H105ZM136 49H137V48H136ZM139 49H140V47H139ZM161 49H162V48H161ZM18 50H20V49H18ZM32 50H34V49H32ZM32 50H31V51H32ZM87 50H88V49H87ZM134 50H135V49H134ZM143 50H144V49H143ZM147 50H148V49H147ZM149 50H150V49H149ZM149 50H148V51H149ZM169 50H170V49H169ZM114 51H115V50H114ZM184 51H185V50H184ZM218 51H219V50H218ZM3 52H4V51H3ZM15 52H16V51H15ZM25 52H26V51H25ZM34 52H35V51H34ZM71 52H72V51H71ZM107 52H109V51L107 50ZM141 52H142V51H141ZM159 52H160V51H159ZM219 52H220V51H219ZM221 52H223V51H221ZM1 53H2V52H1ZM1 53H0V54H1ZM13 53H14V52H13ZM17 53H18V52H17ZM26 53H27V52H26ZM29 53H31V52H29ZM72 53L74 54V52H72ZM164 53H165V52H164ZM191 53H192V52H191ZM193 53H194V52H193ZM216 53H217V52H216ZM239 53H241V52H239ZM2 54H3V53H2ZM2 54H1V55H2ZM27 54H28V53H27ZM52 54H53V53H52ZM52 54H50V55H52ZM54 54H57V53H54ZM58 54H59V53H58ZM146 54H147V53H146ZM220 54H221V53H220ZM1 55H0V56H1ZM6 55H7V54H6ZM14 55H15V54H14ZM28 55H29V54H28ZM47 55H48V56H47ZM47 55H46V56H43V58H44V57H49V54H47ZM63 55H64V54H63ZM66 55H67V53H66ZM71 55H72V54H71ZM112 55H113V54H112ZM162 55H163V54H162ZM222 55H223V54H222ZM233 55H234V54H233ZM235 55H236V54H235ZM235 55H234V56H235ZM18 56H19V55H18ZM24 56H25V55H24ZM36 56H37V55H36ZM80 56H81V54H80ZM148 56H149V54H148ZM216 56H217V55H216ZM239 56H240V55H239ZM12 57H13V56H12ZM54 57H56V56L54 55ZM54 57H53V58H54ZM74 57H75V56H74ZM110 57H111V56H110ZM208 57H209V56H208ZM217 57H218V56H217ZM221 57H222V56H221ZM235 57H236V56H235ZM235 57H234L233 62H235ZM33 58H34V57H33ZM36 58L38 59V57H36ZM76 58H77V56H76ZM76 58H75V59H76ZM148 58H149V57H148ZM236 58H238V57H236ZM29 59H31V58H29ZM39 59H40V58H39ZM45 59H47V58H45ZM195 59H196V58H195ZM232 59H233V57H232ZM248 59H249V57H248ZM6 60H8V59H6ZM26 60H28V59H26ZM31 60H32V59H31ZM63 60H65V59H63ZM94 60H95V59H94ZM153 60H154V59H153ZM178 60H179V59H178ZM186 60H187V59H185V62H186ZM213 60H214V59H213ZM213 60H212V61H213ZM241 60H242V59H241ZM4 61H5V60H4ZM33 61H34V60H33ZM41 61H42V59H41ZM41 61H40V62H41ZM45 61H46V60H45ZM47 61H48V60H47ZM51 61H52V60H51ZM55 61H56V60H55ZM72 61H73V60H72ZM74 61H75V60H74ZM76 61H77V60H76ZM148 61H149V59H148ZM209 61H210V60H209ZM217 61H218V59H217ZM231 61H232V60H231ZM40 62H39V63H40ZM43 62H44V61H43ZM80 62H81V61H80ZM84 62H85V61H84ZM204 62H205V60H204ZM249 62H250V60H249ZM45 63H46V62H45ZM95 63H96V62H95ZM150 63H151V62H150ZM180 63H181V62H180ZM15 64H16V63H15ZM54 64H55V63L53 62L52 65L54 66ZM152 64H153V62H152ZM164 64H165V63H164ZM208 64H209V63H208ZM215 64H216V63H215ZM239 64H240V63H239ZM241 64H242V63H241ZM28 65H29V64H28ZM30 65H31V63H30ZM34 65H35V64H34ZM37 65H38V64H37ZM52 65H51V66H52ZM71 65H72V64H71ZM71 65H70V66H71ZM174 65H175V64H174ZM180 65H181V64H180ZM223 65H224V64H223ZM234 65H236V64L234 63ZM234 65H233V67H234V69H235V66H234ZM68 66H69V65H68ZM73 66H75V65H73ZM151 66H152V65H151ZM190 66H191V65H190ZM196 66H197V65H196ZM217 66H218V65H217ZM240 66H241V65H240ZM240 66H238V68H239ZM247 66H248V65H247ZM22 67H23V66H22ZM34 67H35V66H34ZM49 67H50V65H49ZM66 67H67V66H66ZM71 67H72V66H71ZM71 67H70V68H71ZM101 67H102V66H101ZM208 67H209V66H208ZM215 67H216V66H215ZM220 67H221V65H220ZM230 67H231V66H230ZM230 67H229V68H230ZM19 68H20V67H19ZM43 68H46V67L43 66ZM55 68H56V65H55ZM95 68H96V67H95ZM198 68H199V65H198ZM30 69H32V68L30 67ZM49 69H50V68H49ZM52 69H53V68H52ZM67 69L69 70V68H67ZM71 69H72V68H71ZM172 69H173V68H172ZM217 69H218V67H217ZM217 69H216V70H217ZM231 69L234 70L233 68H231ZM236 69H237V68H236ZM243 69H244V68H243ZM0 70H1V69H0ZM18 70H19V69H18ZM18 70H17V71H18ZM42 70H43V69H42ZM45 70H46V69H45ZM53 70H54V69H53ZM53 70H52V71L50 70L49 72L52 73ZM73 70H74V68H73ZM239 70H240V69H239ZM12 71H13V70H12ZM15 71H16V70H15ZM19 71H20V70H19ZM19 71H18V73H19ZM27 71H28V66H27ZM30 71H31V70H30ZM54 71H55V70H54ZM217 71H218V70H217ZM229 71H231V70H229ZM2 72H4V70H2ZM9 72H10V71H9ZM32 72H33V71H32ZM47 72H48V71H47ZM80 72H81V71H80ZM108 72H109V71H108ZM143 72H144V71H143ZM234 72H235V71H234ZM241 72H242V71H241ZM246 72H248V71H246ZM6 73H7V72H6ZM15 73H16V72H15ZM26 73H27V72H26ZM26 73H25V74H26ZM40 73H41V72H40ZM68 73H69V72H68ZM68 73H66V74L68 75ZM145 73H146V72H145ZM217 73H218V72H217ZM217 73H216V74H217ZM231 73H232V74H231ZM231 73H230V76H231V75L233 76V72H231ZM237 73H239V72H237ZM243 73H244V71H243ZM22 74L25 75V74L23 73V71H22ZM33 74H34V73H33ZM53 74H54V73H53ZM55 74H56V73H55ZM70 74H72V70H71ZM114 74H115V73H114ZM205 74H206V73H205ZM205 74L203 75V77L206 76ZM207 74H208V72H207ZM245 74H246V73H245ZM254 74H257V73H254ZM258 74H259V73H258ZM258 74H257V75H258ZM6 75H7V74H6ZM23 75H22V76H23ZM58 75H59V74H58ZM58 75H57V77H58ZM72 75H73V74H72ZM104 75H105V74H104ZM115 75H116V74H115ZM149 75H150V74H149ZM149 75H148V76H149ZM163 75H164V74H163ZM243 75H244V74H243ZM247 75H248V74H246L245 76L247 77ZM250 75H252V74H250ZM1 76H2V75H1ZM9 76H10V75H9ZM9 76H7V77H9ZM27 76H28V75H27ZM30 76H31V75H30ZM36 76H37V75H36ZM61 76H62V75H61ZM89 76H90V75H89ZM97 76H98V75H97ZM135 76H136V75H135ZM150 76H151V75H150ZM232 76H231V77H232ZM234 76H235V75H234ZM245 76H243L244 80H246V79H245V78H246ZM2 77H3V76H2ZM39 77H40V76H39ZM66 77H67V76H66ZM208 77H209V76H208ZM208 77H206V78H208ZM212 77H213V74H212ZM226 77H227V76H226ZM249 77H250V76H249ZM255 77H256V76H255ZM9 78H10V77H9ZM27 78H28V77H27ZM53 78H55V75L53 76ZM62 78H63V77H62ZM164 78H165V77H164ZM204 78H205V77H204ZM206 78H205V79H206ZM257 78H260V77L258 76ZM257 78H256V79H257ZM28 79H29V78H28ZM38 79H40V78H38ZM41 79H42V78H41ZM41 79H40L39 81H41ZM48 79H49V78H48ZM94 79H95V78H94ZM101 79H102V77H101ZM108 79H109V78H108ZM208 79H209V78H208ZM226 79H227V78H226ZM228 79H229V78H228ZM241 79H242V78H241ZM241 79H240V80H241ZM248 79H249V78H248ZM8 80H9V79H8ZM46 80H47V79H46ZM49 80H50V79H49ZM70 80H71V79H70ZM96 80H98V78H96ZM131 80H132V79H131ZM213 80H214V79H213ZM9 81H10V80H9ZM47 81H48V80H47ZM47 81H46V82H47ZM56 81H57V80H56ZM105 81H106V80H105ZM229 81H230V80H229ZM238 81H239V80H238ZM249 81H250V79H249ZM10 82H11V81H10ZM16 82H17V81H16ZM18 82H19V80H18ZM27 82H28V81H27ZM27 82H24V83H27ZM46 82H45V83H46ZM54 82H55V81H54ZM112 82H113V81H112ZM223 82H224V81H223ZM225 82H226V81H225ZM240 82H241V81H240ZM255 82H256V80H255ZM255 82H254V83H255ZM1 83H2V82H1ZM1 83H0V84H1ZM7 83H8V81H7ZM7 83H6V84H7ZM113 83H115V82H113ZM205 83H206V82H205ZM234 83H235V82H234ZM247 83H248V82H247ZM254 83H253V84H254ZM6 84H5V85H6ZM10 84H11V83H10ZM19 84H20V83H19ZM41 84H42V83H41ZM81 84H83V83H81ZM115 84H116V83H115ZM231 84H232V83H231ZM237 84H238V83H237ZM239 84H240V83H239ZM239 84H238V86H239ZM242 84H243V82H242ZM242 84H241V85H242ZM7 85H8V84H7ZM15 85H16V84H15ZM17 85H18V83H17ZM17 85H16V87H17ZM22 85H24V84H22ZM38 85L41 86L40 84H38ZM73 85H74V84H73ZM78 85H79V84H78ZM78 85H77V87H78ZM132 85H133V84H132ZM166 85H167V84H166ZM206 85H207V84H206ZM206 85H205V86H206ZM211 85H212V84H211ZM244 85H245V82H244ZM254 85H255V84H254ZM257 85H259V84H257ZM3 86H4V85H3ZM24 86H25V85H24ZM34 86H35V85H34ZM54 86H55V84H54ZM209 86H210V85H209ZM217 86H218V85H217ZM222 86H223V85H222ZM233 86H234V85H233ZM250 86H251V85H250ZM22 87H23V86H22ZM28 87H29V86H28ZM30 87L32 88V86H30ZM42 87H43V86H42ZM99 87H100V86H99ZM166 87H167V86H166ZM239 87H240V86H239ZM263 87H264V86H263ZM5 88H6V87H5ZM19 88H20V86H19ZM26 88H27V87H26ZM35 88H36V87H35ZM44 88H46V87H44ZM44 88H43V89H44ZM78 88H79V87H78ZM128 88H129V87H128ZM128 88H127V89H128ZM152 88H153V87H152ZM167 88H168V87H167ZM204 88H205V87H204ZM216 88H217V87H216ZM248 88H249V87H248ZM254 88H255V86L252 87V89H254ZM24 89H25V88H24ZM28 89H29V88H28ZM40 89H41V88H40ZM43 89H41V90H43ZM54 89H55V88H54ZM56 89H57V88H56ZM99 89H100V88H99ZM99 89H98V90H99ZM103 89H105V88H103ZM181 89H182V88H181ZM219 89H221V88H219ZM223 89H224V88H223ZM29 90H30V89H29ZM29 90H28V91H29ZM47 90H48V89H47ZM249 90H250V89H249ZM258 90H259V89H258ZM19 91H20V89H19ZM55 91H56V90H55ZM55 91H54V92H55ZM76 91H77V89H76ZM126 91H127V90H126ZM246 91H247V90H246ZM12 92H13V95H14V92H15V91H12ZM39 92H41V91H39ZM58 92H59V91H58ZM239 92H240V91H239ZM17 93H18V92H17ZM22 93H23V92H22ZM26 93H27V92H26ZM29 93H30V94L32 93L31 90H30ZM55 93H56V92H55ZM55 93H53V95H54ZM115 93H116V92H115ZM194 93H195V92H194ZM9 94H10V93H9ZM9 94H8V95H9ZM39 94H40V93H39ZM46 94H47V93H46ZM72 94H73V93H72ZM212 94H213V93H212ZM238 94H239V93H237V95H238ZM243 94H246V92L243 93ZM257 94H258V93H257ZM15 95H16V94H15ZM37 95H38V94H37ZM49 95L51 96V94H49ZM192 95H193V94H192ZM194 95H195V94H194ZM252 95H253V94H252ZM43 96H44V95H43ZM56 96H57V95H56ZM70 96H72V95H70ZM123 96H124V95H123ZM243 96H244V95H243ZM259 96H260V95H259ZM13 97H14V96H13ZM30 97H31V96H30ZM32 97H33V95H32ZM35 97H36V96H35ZM190 97H191V96H190ZM239 97H240V96H239ZM239 97H238V98H239ZM22 98H23V97H22ZM42 98H43V97H42ZM42 98H41V99H42ZM60 98H61V97H60ZM70 98H71V97H70ZM195 98H196V97H195ZM236 98H237V97H236ZM251 98H252V97H251ZM30 99H31V98H30ZM53 99H55V98L53 97ZM249 99H250V98H249ZM253 99H254V97H253ZM31 100H32V99H31ZM34 100H35V99H34ZM188 100H189V99H188ZM238 100H239V99H238ZM240 100H241V98H240ZM240 100H239V102H240ZM244 100H245V99H244ZM251 100H252V99H251ZM259 100H260V99H259ZM36 101H37V100H36ZM42 101H43V100H42ZM47 101H48V100H47ZM235 101H236V99H235ZM241 101H242V100H241ZM247 101H248V100H247ZM256 101H257V99H256ZM6 102H7V100H6ZM32 102H33V101H32ZM191 102H192V100H191ZM236 102H238V101H236ZM257 102H258V101H257ZM257 102H255V103H257ZM9 103H10V102H9ZM17 103H19V102H17ZM46 103L48 104V102H46ZM54 103H55V101H54ZM63 103H64V102H63ZM86 103H87V102H86ZM227 103H229V102H227ZM227 103H225V104H227ZM255 103H254V104H255ZM260 103H261V102H260ZM30 104L32 105V103H30ZM30 104H28V105H30ZM33 104H34V103H33ZM94 104H95V103H94ZM186 104H188V103H186ZM242 104H243V103H242ZM242 104H241V105H242ZM257 104H259V102H258ZM9 105H11V104H9ZM15 105H16V104H15ZM20 105H21V103H20ZM42 105H43V104H42ZM55 105H57V104H55ZM227 105H228V104H227ZM245 105H247V104L245 103ZM250 105H251V104H250ZM250 105H249V106H250ZM260 105H261V104H260ZM46 106H47V105H46ZM53 106H54V105H53ZM59 106H60V105H59ZM242 106H243V105H242ZM249 106H246V107H249ZM256 106H257V105H256ZM15 107H16V106H15ZM22 107H23V105H22ZM22 107H21V108H22ZM31 107H32V106H31ZM31 107H30V108H31ZM38 107H39V106H38ZM42 107H43V106H42ZM47 107H48V106H47ZM47 107H45L46 110H47ZM188 107H190V106H188ZM258 107H259V106H257V108H258ZM17 108H18V107H17ZM33 108H35V107H33ZM45 108L43 109L44 111H45ZM49 108H50V106H49ZM49 108H48V109H49ZM59 108H60V107H59ZM68 108H69V107H68ZM249 108H250V107H249ZM18 109H19V108H18ZM36 109L38 110V108H36ZM50 109H51V108H50ZM131 109H132V108H131ZM251 109H252V110L254 109L253 111H255V108H251ZM4 110H5V109H4ZM55 110H56V109H55ZM99 110H100V109H99ZM6 111H7V110H6ZM51 111H52V109H51ZM57 111H59V110H57ZM94 111H95V110H94ZM217 111H218V110H217ZM244 111H245V110H244ZM253 111H252V113H253ZM21 112H23V111H21ZM21 112H20V114H21ZM42 112H43V111H42ZM55 112H56V111H55ZM66 112H67V111H66ZM248 112H249V111H248ZM255 112H256V111H255ZM1 113H2V112H1ZM23 113H24V112H23ZM30 113H31V112H30ZM44 113H45V112H44ZM56 113H57V112H56ZM58 113H59V112H58ZM64 113H65V112H64ZM71 113H72V112H71ZM99 113H100V112H99ZM244 113H245V112H244ZM252 113H250V115H251ZM2 114H3V113H2ZM10 114H11V113H10ZM26 114H27V112H26ZM48 114H49V113H48ZM52 114H53V113H52ZM66 114H67V113H66ZM168 114H169V113H168ZM171 114H172V113H171ZM171 114H170V115H171ZM191 114H192V113H191ZM236 114H237V113H236ZM255 114H256V113H255ZM11 115H12V114H11ZM30 115H31V114H30ZM36 115H37V114H36ZM59 115H60V114H59ZM76 115H77V114H76ZM78 115H79V114H78ZM81 115H82V114H81ZM174 115H175V114H174ZM174 115H173V116H174ZM250 115H249V119L252 117V116L250 117ZM256 115H257V114H256ZM2 116H3V115H2ZM20 116H21V115H20ZM38 116H39V115H38ZM40 116H41V115H40ZM46 116H47V115H45V118H46ZM48 116H49V115H48ZM54 116H55V115H54ZM56 116H57V114H56ZM253 116L255 117V115H253ZM257 116H258V115H257ZM30 117H31V116H30ZM36 117H37V116H36ZM43 117H44V116H43ZM58 117H59V116H58ZM96 117H97V116H96ZM169 117H170V116H169ZM192 117H193V115H192ZM254 117H253V118H254ZM14 118H15V117H14ZM27 118H28V117H27ZM53 118H55V117H53ZM89 118H90V117H89ZM170 118H171V117H170ZM260 118H262V117L260 116ZM22 119H23V116H22ZM29 119H30V118H29ZM38 119H39V118H38ZM172 119H173V118H172ZM241 119H242V117H241ZM246 119H247V118H245V120H246ZM36 120H37V119H36ZM60 120H61V119H60ZM169 120H170V119H169ZM177 120H178V119H177ZM250 120H252V119H250ZM260 120H261V119H260ZM262 120H263V118H262ZM262 120H261V121H262ZM24 121H25V120H24ZM37 121H38V120H37ZM89 121H90V120H89ZM179 121H180V120H179ZM179 121H178V122H179ZM183 122H184V121H183ZM245 122L247 123V120H246ZM249 122H250V124H251V121H249ZM9 123H10V122H9ZM11 123H12V122H11ZM51 123H52V122H51ZM181 123H182V122H181ZM17 124H18V123H17ZM19 124H20V123H19ZM19 124H18V125H19ZM22 124H23V123H22ZM37 124H38V123H37ZM55 124H56V123H55ZM248 124H249V123H248ZM248 124H247V125H248ZM257 124H258V123H257ZM25 125H26V123H25ZM27 125H28V122H27ZM34 125H35V124H34ZM69 125H70V124H69ZM87 125H88V124H87ZM179 125H180V123H179ZM192 125H193V124H192ZM245 125H246V124L244 123V125H243L244 128H245ZM21 126H22V125H21ZM23 126H24V125H23ZM52 126H53V125H52ZM63 126H64V125H63ZM194 126H195V125H194ZM194 126H193V128H194ZM196 126H198V125H196ZM241 126H242V125H241ZM249 126H250V125H249ZM27 127H28V126H27ZM30 127H31V126H30ZM34 127H35V126H34ZM37 127H39V125H37ZM48 127L50 128V126H47V128H48ZM188 127H189V126H188ZM258 127H260V126H258ZM258 127H257V128H258ZM21 128H22V127H21ZM42 128H43V126H42ZM42 128H40V129H42ZM49 128H48V129H49ZM54 128H55V127H54ZM48 129H47V130H48ZM246 129H247V128H246ZM249 129H250V128H249ZM260 129H261V127H260ZM13 130H14V129H13ZM17 130H18V129H17ZM17 130H16V132H17ZM23 130H24V129H23ZM34 130H35V129H34ZM104 130H105V129H104ZM112 130H113V129H112ZM114 130H115V129H114ZM241 130H242V128H241ZM254 130H255V128H254ZM254 130H253V131H254ZM256 130H257V129H256ZM256 130H255V131H256ZM35 131H36V130H35ZM43 131H44V129H43ZM176 131H179V130L177 129ZM242 131H243V130H242ZM246 131H247V130H246ZM21 132H22V131H21ZM39 132H40V131H39ZM53 132H54V131H53ZM55 132H56V131H55ZM55 132H54V133H55ZM114 132H115V131H114ZM244 132H245V131H244ZM22 133H24V132H22ZM46 133H47V132H46ZM64 133H65V132H64ZM158 133H159V132H158ZM258 133H259V131H258ZM14 134H15V133H14ZM33 134H36V132L33 133ZM41 134H42V133H41ZM179 134H180V133H179ZM181 134H183V133H181ZM239 134H240V133H239ZM239 134H238V135H239ZM15 135H17V134H15ZM66 135H67V134H66ZM99 135H100V134H99ZM177 135H178V133H177ZM240 135H241V134H240ZM240 135H239V136H240ZM62 136H64V135H62ZM67 136H68V135H67ZM69 136H70V135H69ZM181 136H182V135H181ZM259 136H260V135H259ZM26 137H27V136H26ZM178 137H179V136H178ZM241 137H242V136H241ZM63 138H64V137H63ZM77 138H78V137H77ZM185 138H186V137H185ZM13 139H14V138H13ZM171 139H172V138H171ZM248 139H249V137H248ZM251 139H252V138H251ZM262 139H264V137H263ZM2 140H3V139H2ZM40 140H41V138H40ZM60 140H61V139H60ZM64 140H65V139H64ZM185 140H187V139H185ZM13 141H14V140H13ZM34 141H35V140H34ZM68 141H69V140H68ZM191 141H192V140H191ZM238 141H239V140H238ZM8 142H9V141H8ZM8 142H7V143H8ZM43 142H44V141H43ZM103 142H104V141H103ZM249 142H250V141H249ZM2 143H3V142H2ZM190 143H191V142H190ZM29 144H30V143H29ZM34 144H35V143H34ZM36 144H37V143H36ZM40 144H41V143H40ZM103 144H104V143H103ZM252 144H253V142H252ZM105 145H106V144H105ZM167 145H168V144H167ZM246 145H247V144H246ZM29 146H30V145H29ZM169 146H170V145H169ZM178 146H179V145H178ZM252 146H253V145H252ZM84 147H85V146H84ZM159 147H161V144L159 145ZM163 147H164V145H163ZM202 147H203V146H202ZM242 147H243V146H242ZM6 148H7V147H6ZM98 148H99V147H98ZM180 148H181V146H180ZM247 148H249V147L247 146ZM253 148H254V147H253ZM256 148H257V147H256ZM258 148H259V147H258ZM29 149H31V148H29ZM61 149H62V148H61ZM172 149H173V148H172ZM199 149H200V148H199ZM214 149H215V148H214ZM254 149H255V148H254ZM261 149H262V145H261ZM195 150H196V149H195ZM256 150H258V149H256ZM51 151H52V150H51ZM169 151H170V150H169ZM199 151H200V150H199ZM245 151H246V149H245ZM4 152H5V151H4ZM117 152H118V151H117ZM117 152H116V154H117ZM155 152H156V151H155ZM159 152H160V151H159ZM174 152H175V151H174ZM177 152H178V151H177ZM185 152H186V151H185ZM196 152H197V151H196ZM249 152H251V151H249ZM262 152H264V151H262ZM94 153H95V152H94ZM175 153H176V152H175ZM178 153H179V152H178ZM178 153H177V154H178ZM192 153H193V152H192ZM192 153H190V154H192ZM198 153H199V152H198ZM251 153L253 154V150H252ZM251 153H250V154H251ZM106 154H107V153H106ZM187 154H189V153H187ZM200 154H201V153H200ZM14 155H15V154H14ZM103 155H104V154H103ZM185 155H186V154H185ZM197 155H199V154H197ZM91 156H92V155H91ZM157 156H158V155H157ZM183 156H184V154H183ZM214 156H215V155H214ZM243 156H244V155H243ZM250 156H252V155H250ZM255 156H257V154H255ZM105 157H106V156H105ZM238 157H239V156H238ZM103 158H104V157H103ZM107 158H108V157H107ZM185 158H186V156H185ZM215 158H216V156H215ZM227 158H229V157L227 156ZM227 158H226V159H227ZM231 158H232V157H231ZM244 158H245V157H244ZM255 158H256V157H255ZM260 158H261V157H260ZM183 159H184V157H183ZM183 159H182V160H183ZM262 159H263V158H262ZM103 160H104V159H103ZM195 160H196V159H195ZM223 160H225V159L223 158ZM254 160H255V159H254ZM101 161H102V160H101ZM184 161H185V160H184ZM234 161H235V160H234ZM238 161H239V160H238ZM98 162H99V161H98ZM235 162H236V161H235ZM246 162H247V161H246ZM253 162H254V161H253ZM47 163H48V162H47ZM96 163H97V162H96ZM148 163H149V162H148ZM148 163H147V164H148ZM152 163H153V162H152ZM201 163H202V162H201ZM222 163H223V162H222ZM156 164H157V163H156ZM180 164L182 165V164H185V163L182 162V163H180ZM224 164H225V163H224ZM232 164H233V163H232ZM263 164H264V163H263ZM68 165H69V163H68ZM91 165H92V164H91ZM158 165H159V163L156 165V167H157ZM233 165H234V164H233ZM251 165H252V164H251ZM110 166H111V165H110ZM148 166H149V165H148ZM240 166H241V164H240ZM145 167H146V166H145V164H144V168H145ZM176 167H179V166H176ZM192 167H193V166H192ZM203 167H204V166H203ZM203 167H201V168H203ZM228 167H229V166H228ZM232 167H233V166H232ZM248 167H249V164H248ZM248 167H247V168H248ZM250 167H251V166H250ZM263 167H264V165H263ZM74 168H75V167H74ZM94 168H96V167H94ZM157 168H158V167H157ZM181 168H182V167H181ZM181 168H180V169H181ZM242 168H243V167H242ZM149 169H150V168H149ZM149 169H148V170H149ZM152 169H153V168H152ZM183 169H184V168H183ZM205 169H206V168H205ZM228 169H229V168H228ZM230 169H232V168L230 167ZM243 169H244V168H243ZM243 169H242V170H243ZM257 169H258V168H257ZM235 170H236V167H235ZM237 170H238V169H237ZM239 170L241 171V175H240V176H241V177H240L241 180H239V181H240V183H242V182H241V181L243 180V179H242V170L240 169V167H239ZM245 170H246V168H245ZM60 171H61V170H60ZM70 171H72V170H70ZM150 171H151V169H150ZM184 171H185V170H184ZM201 171H202V170H201ZM214 171H215V170H213V172H214ZM243 171H244V170H243ZM263 171H264V170H263ZM228 172H229V170H228ZM233 172H234V171H233ZM247 172H248V171H247ZM148 173H149V171H148ZM148 173H147V174H148ZM152 173H153V172H152ZM155 173H156V172H155ZM157 173H158V171H157ZM191 173H192V172H191ZM191 173H189V174H191ZM199 173H201V172H199ZM208 173H209V172H208ZM244 173H245V171H244ZM244 173H243V174H244ZM70 174H71V173H70ZM98 174H99V173H98ZM139 174H140V172H139ZM158 174H159V173H158ZM158 174H157V175H158ZM221 174H222V173H221ZM248 174L250 175V172H248ZM60 175H61V174H60ZM64 175H68V174H64ZM80 175H81V174H80ZM155 175H156V174H155ZM234 175H235V174H234ZM249 175H248V176H249ZM253 175H254V174H253ZM57 176H58V174H57ZM151 176H152V175H151ZM190 176H191V175H190ZM196 176H197V175H196ZM221 176H222V175H221ZM231 176H233V175H231ZM257 176H258V175H257ZM257 176H256V177H257ZM66 177H67V176H65V180H66ZM143 177L145 178V176H143ZM168 177H169V176H168ZM191 177H192V176H191ZM223 177H224V176H223ZM233 177H234V176H233ZM235 177H236V175H235ZM243 177H244V176H243ZM249 177L251 178V176H249ZM249 177H248V178H249ZM258 177H259V176H258ZM75 178H76V177H75ZM95 178H96V177H95ZM95 178H94V179H95ZM137 178H138V177H137ZM140 178H141V176H140ZM153 178H154V176H153ZM178 178H179V177H178ZM189 178H190V177H189ZM236 178H237V177H236ZM260 178H261V177H260ZM147 179L149 180V178H147ZM182 179H183V178H182ZM256 179H257V178H256ZM155 180H156V179H155ZM190 180H191V179H190ZM246 180H249V179H246ZM250 180H251V179H250ZM257 180H259V178H258ZM261 180H262V178H261ZM82 181H84V179H83ZM150 181L152 182V180H150ZM168 181H169V179H168ZM178 181H179V180H178ZM231 181H232V180H231ZM234 181H235V180H234ZM239 181H237V179H236V182H239ZM73 182H74V181H73ZM73 182H72V183H73ZM75 182H76V181H75ZM153 182H154V181H153ZM159 182H161V181H159ZM159 182H157V183H159ZM171 182H173V181H171ZM228 182H229V181L226 180V184H227ZM243 182H245V181L243 180ZM262 182H263V181H262ZM10 183H11V181H10ZM68 183H69V182H68ZM78 183H79V182H78ZM181 183H183V182H181ZM200 183H201V182H200ZM220 183H221V182H220ZM231 183H232V182H231ZM246 183H247V181H246ZM250 183H252V182L250 181ZM57 184H58V183H57ZM86 184H87V183H86ZM152 184H153V183H152ZM159 184H160V183H159ZM191 184H192V183H191ZM216 184H217V183H216ZM222 184H223V183H222ZM228 184H229V183H228ZM248 184H249V183H248ZM248 184H247V185H248ZM252 184H253V183H252ZM44 185H45V184H44ZM76 185H77V184H76ZM89 185H90V184H89ZM147 185H148V184H147ZM149 185H150V184H149ZM156 185H157V184H156ZM160 185H161V184H160ZM160 185H159V186H160ZM164 185H165V183H164ZM179 185H181V184H179ZM224 185H225V184H224ZM234 185H235V183L233 184V186H231V184H230L231 187H234ZM239 185H240V184H239ZM239 185H238V186H239ZM245 185H246V184L244 183V186H245ZM90 186H92V185H90ZM151 186H152V185H151ZM161 186H162V185H161ZM161 186H160V187H161ZM176 186H177V185H176ZM176 186H175V188H173V189H176ZM238 186H236V188L234 187L235 189L233 188V190H235V191H234L235 193L240 192L239 194H241L242 189H241V187H238ZM252 186H253V185L250 184L249 187L251 188ZM12 187H13V186H12ZM82 187H83V186H82ZM95 187H96V186H95ZM135 187H136V186H135ZM138 187H139V186H138ZM144 187H145V186H144ZM201 187H202V186H201ZM225 187H226V186H225ZM225 187H224V188H225ZM227 187H228V186H227ZM227 187H226V188H227ZM242 187H243V186H242ZM86 188H87V187H86ZM156 188H157V187H155L154 190H155ZM164 188H165V187H164ZM168 188H169V186H167V188H165V190L168 189ZM170 188H171V187H170ZM243 188L245 189V187H243ZM250 188H249V190H251ZM253 188H254V187H253ZM13 189H14V188H13ZM44 189H45V188H44ZM158 189H160V188L158 187ZM179 189H180V188H179ZM219 189H220V188H219ZM221 189H222V188H221ZM228 189H229V188H228ZM246 189H247V188H246ZM246 189H245V190H246ZM34 190H35V189H34ZM42 190H43V189H42ZM77 190H78V188H77ZM87 190H89V189H87ZM87 190H85V191H87ZM171 190H172V189H171ZM177 190H178V189H176V191H177ZM198 190H199V189H198ZM217 190H218V189H217ZM110 191H111V190H110ZM113 191H114V190H113ZM160 191H161V190H160ZM199 191H200V190H199ZM220 191H221V190H220ZM90 192H91V191H90ZM104 192H105V191H104ZM142 192H143V191H142ZM142 192H141V193H142ZM155 192H156V190H155ZM155 192L153 191V194H154ZM170 192H171V191H170ZM172 192H173V191H172ZM177 192H178V191H177ZM177 192H175V193L177 194ZM180 192H181V191H180ZM182 192H183V191H182ZM185 192H186V191H185ZM216 192H217V191H216ZM221 192H222V191H221ZM221 192H220V195H221ZM225 192H230V191H225ZM232 192H233V191H232ZM234 192H233V193H234ZM245 192H246V191H245ZM253 192H254V191H253ZM85 193H86V192H85ZM91 193H92V192H91ZM113 193H114V192H113ZM160 193H161V192H160ZM261 193H262V192H261ZM261 193H260V194H261ZM53 194H54V193H53ZM78 194H79V193H78ZM83 194H84V192H83ZM114 194H115V193H114ZM172 194H173V193H172ZM180 194H181V193H180ZM185 194H186V193H185ZM224 194H225V193H224ZM244 194H245V193H243V195H244ZM250 194H251V192L249 193V195H250ZM87 195H88V194H87ZM105 195H106V194H105ZM107 195H108V193H107ZM115 195H116V194H115ZM173 195H174V194H173ZM214 195H215V194H214ZM227 195H228V194H227ZM233 195H234V194H233ZM235 195H236V196H235L236 198H238V197H242V196H243V195H242V196L239 195V196L237 197V194H235ZM252 195H254V194L252 193ZM63 196H64V194H63ZM110 196H111V195H110ZM153 196H155V195H153ZM165 196H166V195H165ZM175 196H176V195H175ZM178 196H179V194H178ZM225 196H226V195H225ZM250 196H251V195H250ZM256 196H257V195H256ZM57 197H59V196H57ZM64 197H65V196H64ZM64 197H63V198H64ZM77 197H78V196H77ZM91 197H92V195H91ZM118 197H120V196H118ZM121 197H122V196H121ZM155 197H157V196H155ZM176 197H177V196H176ZM179 197H180V196H179ZM185 197H186V195H185ZM215 197H216V196H215ZM220 197H221V196H220ZM227 197H228V196H227ZM235 197H234V198H235ZM245 197H246V194H245ZM51 198H52V197H51ZM60 198H61V197H60ZM123 198H124V197H123ZM149 198H150V197H149ZM218 198H219V197H218ZM225 198H226V197H225ZM228 198H229V197H228ZM230 198H231V197H230ZM234 198H233L232 200H234ZM249 198H250V197H249ZM249 198H248V201H249ZM254 198H255V197H254ZM257 198H258V197H257ZM261 198H262V197H261ZM161 199H162V198H161ZM163 199H164V198H163ZM170 199H171V197H169V200H170ZM173 199H174V198H173ZM173 199H172V201H173ZM181 199H182V198H181ZM226 199H227V198H226ZM239 199H240V198H239ZM244 199H245V198H244ZM250 199H251V198H250ZM255 199H256V198H255ZM71 200H72V199H71ZM84 200H85V198H84ZM89 200H91V199H88V201H89ZM102 200H104V199H101V201H102ZM118 200H119V199H118ZM146 200H147V199H146ZM146 200H145V201H146ZM153 200H155V199H153ZM164 200H165V199H164ZM169 200H168V201H169ZM176 200H177V199H176ZM179 200H180V199H179ZM183 200H185V199H183ZM214 200H215V199H214ZM214 200L212 201V202H213V205H215ZM228 200H229V199H228ZM246 200H247V199H245V201H246ZM259 200H261V199H259ZM262 200H264V199H262ZM32 201H33V200H32ZM88 201H87V202H88ZM101 201H100V202H101ZM120 201H122V200H120ZM124 201H125V200H124ZM168 201H167L166 203H168ZM235 201H236V200H235ZM241 201H243V199H242ZM241 201H240V202H241ZM248 201H247V202H248ZM255 201H256V200H255ZM41 202H42V201H41ZM70 202H71V201H70ZM104 202H105V201H104ZM146 202H147V201H146ZM154 202H155V201H154ZM154 202H153V203H154ZM161 202H162V200H161ZM170 202H171V201H170ZM205 202H206V200H205ZM217 202H218V200H217ZM233 202H234V201H233ZM238 202H239V201L237 200V203H238ZM250 202H251V201H250ZM252 202H253V201H252ZM259 202H260V201H259ZM30 203H31V202H30ZM38 203H40V202H38ZM172 203H173V202L170 203V208H171V204H172ZM176 203H177V201H176ZM181 203H182V201H181ZM203 203H204V201H203ZM245 203H246V202H245ZM263 203H264V202H263ZM23 204H24V203H23ZM23 204H22V205H23ZM148 204H149V203H148ZM192 204H193V203H192ZM216 204H217V203H216ZM231 204H232V203H231ZM234 204H235V203H234ZM243 204H244V203H243ZM251 204H252V203H251ZM261 204H262V201H261ZM66 205H67V204H66ZM78 205H79V204H78ZM83 205H85V203H83ZM83 205H82V206H83ZM111 205H112V203H111ZM160 205H161V204H160ZM168 205H169V203H168ZM187 205H188V204H187ZM190 205H191V204H190ZM205 205H207V204L205 203ZM210 205H212V204H210ZM217 205H219V204H217ZM221 205H222V204H221ZM223 205H224V204H223ZM228 205H229V204H228ZM237 205H238V204H237ZM249 205H250V203H249ZM256 205H257V204H256ZM259 205H260V204H259ZM259 205H257V206H259ZM82 206H81V207H82ZM154 206L156 207V205H154ZM176 206H177V204H176ZM185 206H186V205H185ZM185 206H184V207H185ZM208 206H209V202H208ZM238 206H239V205H238ZM240 206H241V204H240ZM262 206L264 207L263 204H262ZM166 207H167V206H166ZM197 207H199V206H197ZM201 207H202V206H201ZM201 207H200V208H201ZM212 207H213V206H212ZM218 207H219V206H218ZM225 207H226V206H225ZM230 207H231V206H230ZM230 207H229V208H230ZM247 207H248V206L246 205L245 208H247ZM255 207H256V206H255ZM255 207H254V208H255ZM260 207H261V206H260ZM52 208H53V207H52ZM152 208H153V207H152ZM152 208H151V209H152ZM164 208H165V207H164ZM164 208H161V209L163 210ZM168 208H169V207H168ZM170 208H169V209H170ZM173 208L175 209L176 207H173ZM181 208H182V205H181ZM181 208H180V209H181ZM202 208L204 209V205H203ZM215 208H216V207H215ZM222 208H223V206H222ZM222 208H220V209H222ZM227 208H228V207H227ZM237 208H240V207H237ZM254 208H251L252 211H253ZM256 208H257V207H256ZM56 209H57V208H56ZM143 209H144V208H143ZM165 209H166V208H165ZM165 209H164V210H165ZM177 209H178V208H177ZM177 209H176V210H177ZM183 209H184V208H183ZM205 209H206V208H205ZM234 209H235V208H233V210H234ZM242 209H243V208H242ZM251 209H250V210L248 209V210L251 211ZM36 210H37V209H36ZM51 210H52V209H51ZM63 210H64V209H63ZM166 210H167V209H166ZM171 210H172V209H171ZM171 210H170V211H171ZM225 210H227V209H225ZM231 210H232V209H231ZM239 210H240V209H239ZM243 210H244V209H243ZM38 211H39V210H38ZM55 211H57V210H55ZM82 211H83V209H82ZM120 211H121V210H120ZM167 211H168V210H167ZM177 211H178L179 213L182 212V215H181V214H180V215H181L182 218H183V216L185 215V212H184V211H179V210H177ZM190 211H192V210H190ZM197 211H198V209H197ZM197 211H196V212H197ZM211 211H213V209H212ZM211 211H210V213H211ZM214 211H215V210H214ZM237 211H238V210H237ZM261 211H262V210H261ZM263 211H264V210H263ZM263 211H262V212H263ZM0 212H1V211H0ZM35 212H36V211H35ZM35 212H34V213H35ZM123 212H124V210H123ZM129 212H130V211H129ZM129 212H128V213H129ZM163 212H164V211H163ZM168 212H169V211H168ZM174 212H175V211H174ZM183 212H184V214H183ZM203 212H204V211H203ZM207 212H209V209L206 211V213H207ZM222 212H223V210H222ZM225 212H226V211H225ZM228 212H229V210H228ZM234 212H236V211H234ZM245 212H247V210H246ZM262 212H261V213H262ZM71 213H72V212H71ZM132 213H133V212H132ZM160 213H161V211H160ZM160 213H159V214H160ZM164 213H166V212H164ZM191 213L193 214V212H191ZM230 213H232V212H230ZM237 213H238V212H237ZM239 213H240V212H239ZM242 213H243V212L240 213V217L242 216V215H241ZM252 213H254V211H253ZM19 214H21V213H19ZM30 214H31V213H30ZM30 214H29V215H30ZM56 214H57V213H56ZM58 214H59V213H58ZM58 214H57V215H58ZM65 214H66V213H65ZM69 214H70V213H69ZM78 214H80V213H78ZM81 214H82V213H81ZM121 214H124V213L121 212ZM130 214H131V213H130ZM149 214H150V213H149ZM169 214H170V213H169ZM169 214H168V216H167L166 218L169 217ZM175 214H176V213H175ZM192 214H191V215H192ZM219 214H220V212H219ZM225 214H226V213H225ZM254 214H255V213H254ZM254 214H253V215H254ZM29 215H28V216H29ZM51 215H53V214H51ZM62 215H64V213H62ZM161 215H162V214H161ZM177 215H178V214H177ZM195 215H196V214H195ZM199 215H200V213L198 214V216H199ZM206 215H207V214H206ZM206 215H205V216H206ZM215 215H216V212H215ZM217 215H218V214H217ZM220 215H221V214H220ZM235 215H237V214H235ZM243 215H244V214H243ZM76 216H77V215H76ZM78 216H79V215H78ZM100 216L103 217L102 215H100ZM121 216H122V215H121ZM121 216H120V217H121ZM126 216H127V215H126ZM135 216H136V215H135ZM149 216H150V215H149ZM149 216H148V217H149ZM162 216H163V215H162ZM172 216H173V212H172ZM178 216H179V215H178ZM181 216H180V217H181ZM196 216H197V215H196ZM200 216H201V215H200ZM200 216H199V217H200ZM202 216H203V215H202ZM213 216H214V215H213ZM213 216H212V217H213ZM225 216H226V215H225ZM228 216H229V214H228ZM251 216H252V214H251ZM255 216H256V215H255ZM57 217H58V216H57ZM120 217H119V219H122V218H120ZM123 217H124V216H123ZM139 217H140V216H139ZM160 217H161V216H160ZM160 217L157 216V218H160ZM170 217H171V216H170ZM187 217L189 218V216H187ZM187 217H186V220H187ZM193 217H195V216L193 215ZM208 217H209V216H208ZM220 217H221V216H220ZM231 217H232V216H231ZM236 217H237V216H236ZM243 217H244V216H243ZM252 217H254V216H252ZM16 218H17V217H16ZM27 218H28V217H27ZM72 218H73V220H74L75 217H73V215H72ZM97 218H98V217H97ZM151 218H152V217H151ZM172 218H174V217H172ZM172 218H171V219H172ZM177 218H178V217H176V219H177ZM182 218H181V219H182ZM197 218H198V217H197ZM200 218H201V217H200ZM206 218H207V217H206ZM213 218H214V217H213ZM215 218H216V216H215ZM217 218H219V217H217ZM228 218H229V217H228ZM234 218H235V217H233V219H234ZM241 218H242V217H241ZM248 218H249V217H248ZM14 219H15V218H14ZM17 219H18L19 222H20V217H19V216H18ZM46 219H47V217H46ZM49 219H50V218H49ZM54 219H55V218H54ZM81 219H82V218H81ZM100 219H101V218H100ZM154 219H155V218H153V220H154ZM162 219H163V218H162ZM183 219H184V218H183ZM189 219H190V218H189ZM189 219H188V220H189ZM233 219H232V220H233ZM237 219H238V217H237ZM245 219H247V218H245ZM245 219H244L243 221H245ZM258 219H260V217H259ZM258 219H257V220H258ZM18 220H17V221H18ZM43 220H44V219H43ZM57 220H58V218H57ZM65 220H66V219H65ZM92 220H93V219H92ZM95 220H96V219H95ZM135 220H136V218H135ZM135 220H134V221H135ZM174 220H175V219H174ZM179 220H180V218H179ZM179 220H178V222H179ZM194 220H195V219H194ZM203 220H204V219L202 218L201 221H202L203 223H205ZM207 220H208V219H207ZM207 220L205 219L206 222H207ZM227 220H228V219H227ZM235 220H236V219H235ZM249 220H250V219H249ZM6 221H7V220H6ZM11 221H12V220H11ZM49 221H50V220H49ZM59 221H60V219H59ZM59 221H58V222H59ZM62 221H63V220H62ZM62 221H61V222H62ZM96 221H97V220H96ZM116 221H117V219H116ZM118 221H119V220H118ZM127 221H128V220H127ZM131 221H132V220H131ZM137 221H138V220H137ZM141 221H142V220H141ZM182 221H184V220H182ZM217 221H218V220H217ZM217 221H216V222H217ZM219 221H220V220H219ZM221 221H222V219H221ZM9 222H10V219H9ZM44 222H46V221H44ZM50 222H51V221H50ZM58 222H57V223H58ZM88 222H89V221H88ZM90 222H91V221H90ZM132 222H133V221H132ZM132 222H131V223H132ZM156 222H158V221H156ZM171 222H172V221H171ZM173 222H174V221H173ZM180 222H181V220H180ZM191 222H192V221H191ZM214 222H215V221H214ZM214 222H213V224H214ZM223 222H224V219H223ZM231 222H232V221H231ZM234 222H235V221H233V223H234ZM240 222H241V221H240ZM240 222H239V223H240ZM246 222H247V221H246ZM246 222H245V223H246ZM14 223H15V222H14ZM70 223H71V222H70ZM70 223H69V224H70ZM80 223H81V222H80ZM117 223H119V222H117ZM146 223H149V222H146ZM146 223H145V225H146ZM166 223H167V222H166ZM182 223H183V222H182ZM196 223H201V222H196ZM224 223H225V222H224ZM229 223H230V220H229ZM243 223H244V222H243ZM245 223H244V224H245ZM52 224H53V223H52ZM62 224H63V223H62ZM81 224H83V223H81ZM93 224H94V223H93ZM101 224H102V222H100V225H101ZM155 224H156V223H155ZM157 224H158V223H157ZM157 224H156V227H157ZM171 224H172V223H171ZM178 224L181 225V223H178ZM183 224H184V223H183ZM192 224H193V223H192ZM192 224H190L189 227H192V226H191ZM226 224H227V223H226ZM15 225L17 226V224H15ZM15 225H14V226H15ZM72 225H73V224H72ZM117 225H118V224H117ZM152 225H153V223H152ZM161 225H162V222L160 223V228H161ZM165 225H166V224H165ZM194 225H195V224H194ZM204 225H205V224H203V226H204ZM206 225H207V223H206ZM210 225H212V224L209 223V225H207V226H210ZM233 225H234V224H233ZM237 225H238V224H237ZM242 225H243V224H242ZM252 225H254V224L252 223ZM46 226H47V225H46ZM78 226H79V224H78ZM102 226H103V225H102ZM169 226H170V225H169ZM177 226H178V225H177ZM186 226H187V224H186ZM197 226H200V225H197ZM207 226H206V227H207ZM213 226H214V225H213ZM223 226H225V224H224ZM226 226H228V225H226ZM226 226H225V227H226ZM235 226H236V224H235ZM248 226H249V225H247V226H245V227H248ZM260 226H261V225H260ZM10 227H12V226L10 225ZM17 227H18V226H17ZM54 227H55V226H54ZM56 227H58V226H56ZM60 227H61V225H59V228H60ZM65 227H66V226H65ZM65 227H64V229H65ZM71 227H72V226H71ZM143 227H144V226H143ZM145 227H146V226H145ZM145 227H144V228H145ZM147 227H148V230H149L150 227H149V226H147ZM175 227H176V224H175ZM180 227H181V226H180ZM195 227H196V226H195ZM206 227H205V228H206ZM218 227H219V225H218ZM218 227H217V228H218ZM228 227H229V226H228ZM250 227H251V226H250ZM252 227H254V226H252ZM14 228H15V227H14ZM33 228H34V227H33ZM62 228H63V226H62ZM62 228H61V229H62ZM99 228H100V227H99ZM103 228H105V226H104ZM114 228H115V226H114ZM168 228H169V227H168ZM177 228H178V227H177ZM177 228H176V229H177ZM185 228H186V227H185ZM196 228H198V227H196ZM215 228H216V227H215ZM226 228H227V227H226ZM226 228L223 227V229H225V230H226ZM241 228L244 229L243 227H241ZM248 228H249V227H248ZM248 228H247V229H248ZM34 229H35V228H34ZM54 229H55V228H54ZM54 229H53V230H54ZM66 229H67V228H66ZM71 229H72V228H71ZM101 229H102V228H101ZM101 229L99 230V232L101 231ZM109 229H111V228H109ZM146 229H147V228H146ZM165 229H166V228H165ZM165 229H163V230L165 231ZM171 229H172V228H171ZM186 229H187V228H186ZM186 229H185V230H186ZM198 229H199V228H198ZM198 229H197V230H198ZM228 229H229V228H228ZM228 229H227V230H228ZM72 230H73V229H72ZM133 230H134V229H133ZM133 230H132V231H133ZM182 230H183V229H182ZM192 230H195L194 227H193ZM200 230H201V229H200ZM200 230H199V231H200ZM207 230H208V227H207ZM211 230H212V229H211ZM227 230H226V231H227ZM232 230H233V229H232ZM235 230H236V228H235ZM259 230H260V229H259ZM54 231H55V230H54ZM65 231H66V230H65ZM68 231H69V230H68ZM87 231H88V230H87ZM132 231H131V233H132ZM143 231H144V230H143ZM145 231H146V230H145ZM150 231H151V230H150ZM152 231H153V230H152ZM164 231H163V233H164ZM175 231H176V230H175ZM199 231H198V232H199ZM213 231H215V229H214ZM213 231H212V232H213ZM228 231H229V230H228ZM230 231H231V229H230ZM256 231H257V230H256ZM63 232H64V231H63ZM79 232L81 233V231H79ZM85 232H86V231H85ZM99 232H98V233H99ZM138 232H139V231H138ZM141 232H142V231H141ZM171 232L174 233V231H171ZM196 232H197V231H196ZM202 232H203V231H202ZM215 232H216V231H215ZM215 232H214V233H215ZM221 232H222V230L220 231V233H221ZM0 233H1V232H0ZM59 233H60V232H59ZM61 233H62V232H61ZM66 233H67V232H66ZM71 233H72V231H71ZM77 233H78V232H77ZM110 233H112V232H110ZM129 233H130V232H129ZM129 233H128V234H129ZM158 233H159V232H158ZM163 233H162V234H163ZM165 233H166V231H165ZM165 233H164V234H165ZM168 233H169V232H168ZM173 233H172V234H173ZM182 233H183V231H182ZM182 233H181V234H182ZM185 233H186V232H185ZM188 233H189V232H188ZM220 233H219V234H220ZM225 233H226V232H225ZM241 233H242V231H241ZM34 234H35V233H34ZM72 234H73V233H72ZM91 234H92V233H91ZM118 234H119V233H118ZM118 234H117V236H118ZM121 234H123V233H121ZM121 234H120V235H121ZM125 234H126V233H125ZM162 234H161V235H162ZM170 234H171V233H170ZM177 234H178V233H177ZM190 234H191V233H190ZM193 234H194V232H193ZM231 234H232V233H231ZM239 234H240V233H239ZM256 234H257V233H256ZM256 234H255V235H256ZM258 234H259V233H258ZM261 234H262V233H261ZM64 235H65V234H64ZM76 235H77V234H76ZM76 235H75V237L79 236V234H78L77 236H76ZM93 235H94V234H93ZM93 235H91V236H93ZM104 235H105V234H104ZM111 235H112V234H111ZM141 235H142V234H141ZM141 235H140V236H141ZM161 235H160V238H163V240L165 241V240H166V239H165L166 236H165V237H163V236L161 237ZM174 235H175V234H174ZM187 235H188V234H187ZM210 235H211V234H210ZM213 235H214V234H213ZM220 235H222V234H220ZM223 235H225V234H224V230H223ZM229 235H230V233H229ZM245 235H246V234H245ZM7 236H9V235H7ZM52 236H53V233H52ZM67 236L69 237V235H67ZM99 236H101V235H99ZM105 236H106V235H105ZM123 236H125V235H123ZM156 236H157V234H156ZM172 236H173V235H172ZM188 236H189V235H188ZM191 236H192V234H191ZM197 236H198V234H197ZM200 236H201V235H200ZM206 236H207V235H206ZM225 236H226V235H225ZM225 236H224V238H225ZM61 237H63V236H61ZM80 237H81V236H80ZM83 237L85 238V236H83ZM110 237H111V236H110ZM141 237H142V236H141ZM148 237H149V235H148ZM148 237H147V238H148ZM167 237H168V236H167ZM175 237H176V236H175ZM178 237H179V236H178ZM178 237H177V238H178ZM189 237H190V236H189ZM189 237H188V238H189ZM217 237H218V235H217ZM217 237H216V239H217ZM221 237H222V236H221ZM226 237H227V236H226ZM243 237H244V236H243ZM257 237H258V236H257ZM31 238H32V237H31ZM31 238H30V239H31ZM59 238H60V237H59ZM92 238H94V237H92ZM98 238H99V237H97V239H98ZM100 238H101V237H100ZM115 238H116V237H115ZM115 238H114V239H115ZM121 238H122V237H121ZM129 238H130V237H129ZM137 238H138V237H137ZM151 238H152V237H151ZM169 238H171V235H170ZM183 238H184V237H183ZM188 238H187V239H188ZM203 238H204V237H203ZM203 238H202V240H203ZM219 238H220V236H219ZM228 238H229V237H228ZM230 238H231V236H230ZM240 238H242V236H241ZM240 238H239V239H240ZM245 238H246V237H245ZM245 238H244V239H245ZM249 238H250V237H249ZM34 239H35V238H34ZM44 239H45V238H44ZM44 239H43V240H44ZM55 239H56V238H55ZM75 239H76V238H75ZM104 239H105V238H104ZM109 239H110V238H109ZM111 239H112V237H111ZM124 239H125V238H124ZM124 239H123V240H124ZM126 239H127V238H126ZM140 239H142V238H140ZM172 239H173V237H172ZM184 239H185V238H184ZM184 239H183V240H184ZM187 239H186V240H187ZM198 239H199V237H198ZM198 239H197V240H198ZM207 239H208V238H207ZM216 239H215V240H216ZM225 239H227V238H225ZM258 239H259V238H258ZM61 240H62V239H61ZM70 240H71V239H70ZM81 240H82V239H81ZM105 240H106V239H105ZM117 240H118V239H117ZM120 240H121V239H120ZM152 240H153V238H152ZM168 240H169V239H168ZM179 240H181V239L179 238ZM179 240H178V241H179ZM213 240H214V239H213ZM213 240H212V243H213ZM220 240H221V238H220ZM228 240H230V239H228ZM246 240H247V239H246ZM248 240H249V239H248ZM251 240H253V239L251 238ZM251 240H250V241H251ZM28 241H29V240H28ZM53 241H54V240H53ZM65 241H66V240H65ZM75 241H76V240H75ZM75 241H74V243H75ZM99 241H100V240H99ZM102 241H104V240H102ZM112 241H113V240H112ZM124 241H125V240H124ZM128 241H129V240H128ZM139 241H140V240H139ZM142 241H143V240H142ZM148 241H149V240H148ZM160 241H162V240L160 239ZM160 241H159V242H160ZM171 241H173V240H171ZM178 241H177V242H178ZM188 241H190V240L188 239ZM192 241H193V240H192ZM208 241H209V239H208ZM217 241H218V240H217ZM217 241H215V242H217ZM226 241H227V240H226ZM231 241H233V239L230 240V242H231ZM238 241H239V240H238ZM243 241H244V240H243ZM254 241H255V240H254ZM254 241H253V242H254ZM256 241H257V240H256ZM256 241H255V242H256ZM259 241H261V240H259ZM29 242H30V241H29ZM44 242H45V241H44ZM44 242H43V244H44ZM59 242H61V241L59 240ZM150 242H151V241H150ZM177 242L175 241V245H174V247L176 246V243H177ZM182 242H183V241H182ZM185 242H186V241H185ZM190 242H191V241H190ZM194 242H195V241H194ZM198 242H199V241H198ZM200 242H201V239H200ZM222 242H223V241H222ZM239 242H242V239H241V241H239ZM35 243H36V242H35ZM74 243H73V245H74ZM119 243H120V242H119ZM125 243H126V242H125ZM163 243H164V242H163ZM195 243H196V242H195ZM206 243H207V242H206ZM212 243H211V244H212ZM218 243H219V242H218ZM236 243H237V242H236ZM263 243H264V242H263ZM57 244H59V243H57ZM67 244H68V243H67ZM96 244H97V243H96ZM96 244H95V245H96ZM165 244H166V243H165ZM168 244H169V242H168ZM185 244H186V243H185ZM203 244H205V242H204ZM203 244H202V245H203ZM214 244H215V246H216V243H214ZM220 244H221V243H220ZM220 244H219L218 247H217L218 249L221 248V247H219ZM246 244H247V243H246ZM255 244H256V243H255ZM54 245H55V243H54ZM54 245H53V247H55ZM65 245H66V244H65ZM88 245L90 246V244H88ZM126 245H127V244H126ZM137 245L139 246V244H137ZM140 245L142 246L143 244H140ZM154 245H155V244H154ZM178 245H179V243H178ZM192 245H193V242H192ZM205 245H206V244H205ZM234 245H236V244H234ZM244 245H245V242H244ZM80 246H81V244H80ZM83 246H84V245H83ZM91 246H94V244L91 245ZM130 246H131V245H130ZM141 246H140V247H141ZM152 246H153V244H152ZM180 246H181V244H180ZM182 246H183V245H182ZM185 246H186V245H185ZM215 246H214V247H215ZM230 246H231V245H230ZM236 246H237V245H236ZM238 246H240L239 243H238ZM20 247H21V245H20ZM109 247H110V246H109ZM126 247H127V246H126ZM135 247H136V246H135ZM148 247H149V246H148ZM174 247H173V248H174ZM192 247H193V246H192ZM192 247H190V248H192ZM196 247H197V246H196ZM199 247H201V246H199ZM210 247H212V246H210ZM214 247H213V248H214ZM64 248H65V246H64ZM64 248H63V249H64ZM79 248H81V247H79ZM107 248H108V247H107ZM132 248H134V247H132ZM138 248H139V247H138ZM154 248H155V246H154ZM154 248H153V249H154ZM156 248H157V246H156ZM156 248H155V249H156ZM158 248H159V247H158ZM158 248H157V249H158ZM183 248H184V247H183ZM202 248H203V247H202ZM204 248H205V247H204ZM231 248H232V246H231ZM234 248H235V246H234ZM241 248H242V247H241ZM21 249H22V248H21ZM76 249H77V248H76ZM97 249H98V248H97ZM97 249H96V250H97ZM99 249H100V248H99ZM110 249H111V248H110ZM110 249H108V252H109V253H110V252L113 253V252H112V249H113V248L111 249V251H110ZM139 249H140V248H139ZM141 249H142V248H141ZM147 249L149 250V248H147ZM168 249H170V248H168ZM174 249H175V248H174ZM206 249H207V247H206ZM206 249H205V251H206ZM214 249H216V248H214ZM59 250H61V248H60ZM64 250H65V249H64ZM77 250H78V249H77ZM79 250H80V249H79ZM79 250H78V251H79ZM87 250H88V249H87ZM170 250H171V249H170ZM177 250H178V249H177ZM182 250H183V249H182ZM198 250H200V249H198ZM198 250H197V251H198ZM203 250H204V249H203ZM207 250H208V249H207ZM220 250H221V249H220ZM45 251H46V250H45ZM65 251H66V250H65ZM88 251H89V250H88ZM114 251H115V247H114ZM132 251H133V250H132ZM140 251H141V250H140ZM142 251H143V250H142ZM163 251H164V250H163ZM183 251H184V250H183ZM212 251H213V250H212ZM212 251H211V252H212ZM101 252H102V251H101ZM127 252H128V250H126V254H127ZM129 252H130V250H129ZM135 252H136V251H135ZM165 252H166V251H165ZM187 252H188V251H187ZM209 252H210V251H208V253H209ZM229 252H230V251H229ZM260 252H261V251H260ZM56 253H57V252H56ZM62 253H63V251H62ZM62 253H61V254H62ZM87 253H89V252H87ZM96 253H97V252H96ZM131 253H132V252H131ZM147 253H148V252H147ZM185 253H186V251H185ZM214 253H216V252H214ZM220 253H221V252H220ZM261 253H263V252H261ZM97 254H98V253H97ZM116 254H118V251H117ZM132 254H133V253H132ZM135 254H136V253H135ZM163 254H164V253H162V255H163ZM179 254H180V253H179ZM179 254H178V255H179ZM187 254H188V253H187ZM191 254H193V253H191ZM196 254H197V253H196ZM199 254H200V253H199ZM201 254H202V253H201ZM201 254H200V255H201ZM218 254H219V252H218ZM89 255H90V254H88L87 256H89ZM94 255H96V254H94ZM98 255H100V254H98ZM101 255H103V254L101 253ZM108 255H109V254H108ZM124 255H125V253H124ZM133 255H134V254H133ZM160 255H161V254H160ZM167 255H168V254H167ZM175 255H176V254H175ZM189 255H190V253H189ZM193 255H194V254H193ZM200 255H199V256H200ZM229 255H230V254H229ZM250 255H251V254H250ZM64 256H65V255H64ZM90 256H92V255H90ZM90 256H89V257H90ZM105 256L107 257V254H106ZM112 256H114V255H112ZM116 256H117V255H116ZM152 256H153V255H152ZM154 256H155V255H154ZM156 256H157V255H156ZM165 256H166V255H165ZM165 256H164V257H165ZM179 256H180V255H179ZM183 256H184V255H183ZM195 256H196V255H195ZM199 256H198V257H199ZM215 256H216V255H215ZM217 256H218V255H217ZM217 256H216V257H217ZM252 256H253V255H252ZM89 257H88L87 259H90ZM110 257H111V256H110ZM110 257H108V258H110ZM118 257H119V256H118ZM118 257H117V258H118ZM122 257H123V256H122ZM126 257H127V255H126ZM126 257H125V258H126ZM160 257L162 258V256H160ZM166 257H167V256H166ZM181 257H182V255L180 256V258H181ZM190 257L193 258V256H190ZM223 257H224V256H223ZM233 257H234V256H233ZM246 257H247V256H245V258H246ZM34 258H35V257H34ZM62 258H63V257H62ZM64 258H65V257H64ZM85 258H86V257H85ZM92 258H93V257H92ZM94 258H96V257L94 256ZM111 258H112V257H111ZM111 258H110V259H111ZM125 258H124V259H125ZM128 258L130 259V257H128ZM133 258H134V257H133ZM139 258H140V257H139ZM142 258H144V257H142ZM145 258H146V257H145ZM148 258H149V257H148ZM152 258H154V257H152ZM157 258H158V257H157ZM180 258H179V259H180ZM184 258H185V257H184ZM195 258H196V257H195ZM204 258H205V257H203V259H204ZM207 258H208V257H207ZM210 258H211V257H210ZM240 258H241V257H240ZM247 258H249V256H248ZM253 258H254V257H253ZM253 258H252V259H253ZM72 259H73V258H72ZM77 259H78V258H77ZM77 259H75V260H77ZM87 259H86V260H87ZM165 259H166V258H165ZM197 259H198V258H196V260H197ZM203 259H202V260H203ZM205 259H206V258H205ZM219 259L221 260V257H219ZM229 259H230V257H229ZM241 259H242V258H241ZM249 259H251V258H249ZM255 259H256V258H255ZM255 259H254V261H255ZM59 260H61V259H59ZM73 260H74V259H73ZM73 260H72V262H73ZM75 260H74V261H75ZM79 260H80V259H79ZM83 260H84V259H83ZM119 260H120V259H119ZM133 260H134V259H133ZM133 260H132V261H133ZM135 260H136V259H135ZM146 260H147V259H146ZM159 260H160V258H159ZM171 260H172V258H171ZM182 260H183V259H182ZM189 260H190V259H189ZM196 260H195V261H196ZM227 260H228V257H227ZM243 260H244V259H243ZM49 261H50V260H49ZM49 261H48V262H49ZM69 261H70V260H69ZM106 261H107V260H106ZM108 261H109V260H108ZM122 261H123V260H122ZM127 261H128V259H127ZM136 261H137V260H136ZM136 261H135V262H136ZM154 261H155V260H154ZM168 261H169V260H168ZM168 261H167V263H168ZM175 261H176V260H175ZM179 261H181V260H179ZM192 261H194V260H192ZM192 261H191V262H192ZM197 261H198V260H197ZM204 261H205V260H203V261H201V262H204ZM207 261H208V260H207ZM221 261H222V260H221ZM234 261H235V260H234ZM236 261H238V260L236 259ZM241 261H242V260H241ZM72 262H70V263H72ZM81 262H82V261H81ZM83 262H84V261H83ZM83 262H82V263H83ZM123 262H124V261H123ZM123 262H122V264H123ZM129 262H130V260H129ZM144 262H145V261H144ZM148 262H149V261H148ZM150 262H151V261H150ZM184 262H185V260H184ZM191 262H190V263H191ZM199 262H200V261H199ZM201 262H200V264H201ZM209 262H210V260H209ZM213 262H214V260H213ZM224 262H225V261H224ZM238 262H239V261H238ZM78 263H80V261H79ZM82 263H81V264H82ZM84 263H85V262H84ZM95 263H96V262H95ZM111 263H112V262H111ZM119 263H120V262H119ZM145 263H146V262H145ZM161 263H162V260H161V262H160L159 264H161ZM165 263H166V262H165ZM173 263H174V262H173ZM177 263H178V262H177ZM180 263H181V262H180ZM180 263H179V264H180ZM185 263H186V262H185ZM185 263H184V264H185ZM193 263H194V262H193ZM205 263H206V262H205ZM205 263H203V264H205ZM210 263H211V262H210ZM216 263H217V262H216ZM252 263H253V262H252ZM43 264H44V261H43ZM47 264H48V263H47ZM73 264H74V263H73ZM76 264H77V262H76ZM86 264H88V263H86ZM120 264H121V263H120ZM129 264H131V263H129ZM132 264H133V263H132ZM138 264H139V262H138ZM140 264H141V262H140ZM143 264H144V263H143ZM152 264H153V262H152ZM163 264H164V263H163ZM211 264H212V263H211ZM221 264H222V263H221ZM254 264H255V263H254Z\"/></svg>",
  "mask_w": 264,
  "mask_h": 264
}]
</instances>
